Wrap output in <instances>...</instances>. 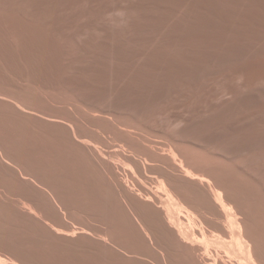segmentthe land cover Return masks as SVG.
Segmentation results:
<instances>
[{
  "label": "rangeland",
  "instance_id": "1",
  "mask_svg": "<svg viewBox=\"0 0 264 264\" xmlns=\"http://www.w3.org/2000/svg\"><path fill=\"white\" fill-rule=\"evenodd\" d=\"M6 1H8V2H6ZM166 1L167 0H145V1L144 0H95V1L94 0H81V1L80 0H3V1L0 0V6H1V4L3 6L8 7V8L10 6V9L11 10L14 9V12L16 10V12L20 15L21 19H23V20L25 19L27 21L28 18H29L28 19L29 21L31 20V18H32V20L36 18L35 21L41 20L40 22L44 25L47 32L53 37V39H54V37L57 39V41H55V42L59 43L60 46L57 44L58 47H61L62 48L61 50L64 51V52L60 51V53L62 52L61 55L65 56V58H64L65 61L61 60L63 62V64L61 62V64L63 65V69L65 71H66V69H67V71H69V68L67 67V65L69 64V66L71 65V67H72V68L70 67V71L73 70L72 72H65L64 70H62L61 74H65V75L60 74L61 75L60 78L55 80L56 84L52 83L53 85L52 84L48 85L47 86L48 88L42 87L43 85H41V84L39 85L37 82H36V84H35V82H32L28 76L30 74H32V75L36 74V75L40 76V75H43V73L47 72L44 68L45 64L43 62V59H41L42 56L41 55L39 56V54H38V56L36 54H33V55H31L32 57H34L36 55V57H34L35 62L32 61L33 59H31L32 62L31 61H28V62L32 66L34 63H36V64H34L35 69L32 68V66L30 67V65L27 66L29 63L28 64L26 63V65L24 66L25 61L22 62L23 64L21 65V67L22 66L25 67V69H24L25 72L23 70V67L21 68V70L24 73L23 74L24 77L22 76V79L20 78V76L14 77L13 74H8V75H5L4 77L0 76V96H1L0 102L5 103L6 101H10L9 99L12 100V98H13L20 103L24 102L23 105L27 106V108H29V109L31 108V110H33L34 112H37L41 116H43V117L47 116V118L49 117L48 119L51 118L50 120H54V121H49V123H48V121H44V123H42V125H41V123H38V124L33 123V122L31 123V121H28V120L24 121L25 123L21 124L20 129H22L24 132H27L26 137L27 136H29V137L26 138L27 142L25 140V143L22 144V149H24L26 146L27 147L24 149L25 151L27 148H30L32 146H33V148H32L33 150L36 149L38 151L43 150L45 148L46 151H48V150H49V152L52 151V153H51L52 155L54 154L55 156H57L58 154H60L59 155L60 158H62V157L64 158L62 160L67 161V159H65V158H69L67 161V163H69V164H67V163H66L67 165L64 164L66 166L63 165L61 170H58L57 168H55L57 171L56 173H58V171L59 172L61 171L60 174H62V171H63V174L61 175L60 180L55 179L56 176H52L54 174H51V173L53 171H55V169H52L53 171L52 172L50 171L51 177H50L49 173L48 174L46 173L45 177L47 176L46 177L47 179L44 177V181L42 180L43 183L45 184L44 188L46 187L45 190H43V191L40 190L39 192H36V190H35V192L30 191V193L28 191V193L30 194V197L36 193L35 195L37 198H32L33 197L32 196L30 199L32 201H35V199H37L35 201V202H37V204H35V202L31 203L32 201L31 200L29 201V198L26 199V196L29 197V194H27L26 193L27 190L25 191L22 187L25 185L19 184L21 186H17V185L15 186L14 182H12V183L9 182V184H8L7 181H5L3 178L0 177V260H1V258L6 260V261L2 260V262H4V264H9V262H10V264H15V263L16 264H27V263L28 264H51V263L52 264H73V263L74 264H81V263L82 264L83 263L84 264H97V263L98 264H119V263L120 264H153V263L154 264H156V263L157 264H200L201 262H202L201 264H213V263H215V264H231V263L236 264V260H237V256H238L237 250H234V252L229 251L228 256H227V254L223 255L221 252H218L219 248L213 242V240L215 238H216L215 240H217L218 236L216 233L219 231L217 228L218 219L216 217V214L214 212L212 213L208 209H204L202 204H200V202L195 204L192 201L191 197L189 196L196 191V189L194 188L195 186L196 187L198 186L199 187V188L197 187L198 191L199 192L201 191L200 193L203 194L202 187L198 183H196L195 181L184 177L183 174L179 171L177 166H178V164L179 165L183 164L182 166H184L185 168H187V169L190 168L189 170H191V171L194 170L195 172L193 171V173H195L199 176L201 175V176L206 177L212 185L218 184V183L219 184H225L231 180L234 182V180H236V181L239 180V178L243 175L245 177H247V175H248L249 178L253 177V179H255V181H257V182H259L258 180L260 178V182L262 180L263 183L259 182V184H261L259 186L262 187L264 185V180L262 177L263 175L261 176V173L259 174V172H257L259 169L256 170L257 165H259V168H260L259 171L260 172H262L264 170V168H263L264 167V150H263L264 149V131H263L264 130V118H263L264 117V107H263L264 102L261 101V98L263 99L264 96L260 97L259 94L257 95V93L260 92L262 89V88H260V87H262L261 86L262 83L264 85V50H263L264 44L262 41H258V39L261 38L259 35V32H260V30L262 32L263 30L261 28L264 27V19H262L264 17H261L264 15H262V14L259 15V13L264 10V7H262L263 4H260L259 1H256L254 3L253 0H248V1L245 0L244 2H246V4L248 6L250 5V7H253V6H254V8L256 7L255 12H254V10H253L254 8L252 10L249 9L250 7H248L246 4H244L243 1H241L242 2L241 4H239L240 3L239 2L233 6V4H234L233 1L227 0V1H229V4H231V5L228 4L229 7H232V8L229 9V11L227 9H223L227 13L225 15V12H222L223 10L221 8L217 7L218 6L217 5L218 0H214V2H213V0H207V1L206 0H201V1L196 0V3L194 0H192V1L187 0L186 3H189V5H192L193 9L187 8L188 4H186V6H185L186 8L183 6L185 3H182V2H184L186 0H184V1L183 0H178V1L177 0H168L167 2ZM173 1H175L174 3H176V4H178L179 1H181L180 2L181 5L179 3L178 7H176L174 5ZM188 1H190L191 3ZM197 1H198V3L200 1L201 3L197 4ZM203 1L204 2L206 1V3H203ZM223 1L227 3L226 0H223ZM252 1H253L254 5L252 4ZM111 2L114 4V6L116 4V6L113 8V9H115V8L116 9H115V11L113 10L114 12H111L110 9L112 10V8L110 7V9H107L109 11V13H108V11L105 8H107L108 5L110 6ZM211 2L216 4V5L214 4L215 6L213 5L216 8V13L213 9L214 7L212 6ZM230 2H232V3H230ZM247 2H249V3H247ZM135 3L136 4L138 3V5L140 4L143 7L141 8L139 5V8L134 9V8H136V6H132V4L135 5ZM171 3H173V7H174L176 12L174 11V9H172ZM207 3L210 4L211 8ZM204 4H205V6H207L206 8L204 7ZM255 4H257V5H255ZM17 5H18V9L15 8V7H17ZM85 5H87V6H85ZM129 5H131V7H129ZM196 5L197 6L199 5L197 7L198 9L201 6L200 9L203 8V10L208 11V13L203 12L201 14L200 12H202V10L199 9L200 11H198V9L195 8ZM243 5L246 6V8H243L242 7ZM26 6H27V9H26ZM180 6L181 7L183 6L185 9L182 7V9H184V10H182ZM239 6H241L243 9H245V11L242 8H240ZM258 6L261 7L263 10H261ZM23 7H24V9H23ZM63 7H65V8H63ZM77 7H79V8H77ZM167 7L169 8L168 9L169 11L167 10ZM237 7L243 11L237 10L238 9ZM61 8H63V9H61ZM217 8L220 11L217 10ZM128 9L129 10L132 9L133 11L132 10L129 11ZM176 9L177 10L179 9L178 10L179 13ZM210 9H212V10H210ZM196 10L198 11L197 13L200 15H196L197 14ZM234 10H236V12H233ZM247 10H248L249 14H248ZM258 10H261V11L259 12ZM171 11L172 12L174 11L173 14ZM190 11H193V13ZM67 12H69V13H67ZM164 12H166V13H164ZM181 12L182 13L184 12V13L182 14ZM210 12H211V14H210ZM217 12L219 15L217 14ZM221 12H222V17H218V16H221L220 15ZM239 12H241V13H239ZM243 12L244 13L246 12L248 15L244 14ZM47 13H48V16H47ZM113 13H115V15ZM205 13L207 15H204ZM231 13L236 14V15L233 16ZM251 13L253 15L255 14L254 15L255 17H253V15ZM256 13H258V15ZM106 14L108 15V18H107ZM166 14H167V16H168V14H170L169 15L170 17H168V20L170 21V22L169 21L168 22L170 24L169 23L166 24L167 21L165 23L164 19L166 17ZM111 15L115 16L116 18H117V15L120 16L121 17L120 19H122L121 20L122 22L118 19H117L118 21H116V18L112 17ZM124 15H126L125 18H127L129 20V22L134 21L133 23L135 25L131 23L132 25L130 24L129 25L130 27H129L128 26V24H129L128 20L125 19V20H127V22H128L127 23L124 21V18H122ZM128 15H130V17L134 18L135 20L132 19V21H131V19L128 18L129 17ZM162 15H163V17H162ZM208 15H213V16L209 17ZM230 15H232V17ZM50 16H51V18H48ZM109 16H110V18H109ZM134 16H136V17H134ZM226 16H228V17H226ZM237 16H238V21L242 19L240 21L241 23L237 21ZM25 17H27V18H25ZM63 17H64V19H63ZM154 17H155V19H153ZM181 17H185L187 19V21L189 18V21L192 20L191 22H193L194 24H195V19H196V22H198V23H196V25H199V23H200V25L202 23H204L201 26L204 25L205 27L208 26L210 28V30L208 32H206V34L204 33L205 35L204 34L202 35L201 33H197L196 34L197 36L193 35L192 39L197 38L196 40H194L195 42L196 41L197 42L195 44H191L190 47H187V48L185 47L187 50L190 51V52L188 51L189 53H192V55L194 53L193 56H195V54L196 55L199 54L202 58L198 55L197 59H196L195 58L196 56L192 57L191 54H189V53H188L189 55L186 56L187 51L185 48L182 50L183 53L186 52V54L184 53V55L181 54V52L179 53L176 51H175L176 54L178 53L177 55L175 53H172L173 48L171 49V51L168 52L167 49L168 48L170 49V47H171V44L169 45L170 39L169 40L166 39L167 42L165 39L161 40V41L158 40V38L163 39L161 37H164V38L168 37V36L171 37V33L173 31L170 33L169 32L170 28H171V30L172 29L174 30V28H173L174 24L176 25L178 23V21H180V19L185 20L184 18H181ZM204 17H206V19ZM217 17H218V19H220V22L216 21ZM233 17H234V19H236V21H234V22H236L235 24H237V26L239 24H241V26L245 25V27H248L250 24H251V26L253 25L252 26V27H254L253 33L251 32L252 27H250V26H249L250 30L244 29L245 31H248L247 32L248 34L246 33L247 35H250L249 33H252V36L250 35L249 37H247L245 33L243 34L244 30H241V32H242L241 33L239 31V26L235 32V34H237V35H235L234 32H229V33H232L230 35L229 33H227V31L224 30L223 27H220V26H225L224 23H226L228 21V18L234 20ZM256 17H258L260 19H258V18L256 19ZM208 18H210V19H208ZM245 18H246V20H245ZM200 19H201V21H200ZM250 19H254V20L251 22ZM172 20H173V22H172ZM175 20H176V22H175ZM205 20L207 22H205ZM212 20L214 21V24L217 27L214 26ZM136 21L139 24L135 23ZM245 21L249 22L250 24L247 23L248 25L246 26V24H244ZM65 22H67V23H65ZM209 22L210 23L212 22V23L210 24ZM172 23H173V25H172ZM218 23H219V26L217 25ZM256 23H258L259 25ZM77 24H79V25H77ZM140 24L143 27L149 26L148 28L152 32L150 33V31H148V29H147V32L152 34L153 36L156 35L155 37H158V38H156L157 41L156 40L155 41L157 42V46L160 45L159 47L154 46L153 42H155L154 41L155 37H153L152 35L149 34L150 36H152V38L149 39L152 43L148 40L147 37H145V38L143 37V36H145L146 33L144 34V33H142V30L141 31L138 30L139 27H142ZM163 24H164V26H163ZM74 25H75V27H74ZM137 25H138V27H136ZM158 25H159V27H158L159 29L157 28ZM165 25L166 26L168 25V26L166 27ZM169 25H171L172 27L171 26L169 27ZM211 25L214 28L212 31H211V27H212ZM261 25H262V27H261ZM114 26H115V29H114ZM132 26H135V29H133ZM151 26H152V28H153V26H154V28L156 27L157 29L156 28L155 29L157 31L158 30L159 31L157 32L156 30H154V31H156L154 34L153 33L154 31L151 30ZM109 27H111V28H109ZM122 27L124 28V31H121V29H123ZM128 27L129 28L132 27L130 29V31L133 32V33H131V34H133V36L130 34ZM255 27H256V33H254ZM79 28H80V30H79ZM118 28L123 33V35L121 33V35L123 36L122 38H124L128 42H126L124 39H123L124 40L123 41L122 38H119L120 36L118 34H120V32H119ZM160 28H161V30H160ZM162 28L165 30H162ZM222 28H223V31L221 30ZM258 28H259V30H257ZM215 29L216 30L220 29V31H222V32L219 33V31L217 32V31H215ZM126 30L128 31V33L132 37L129 36L127 32H125ZM135 30H138V31H135ZM174 31H177V30H174ZM213 31H214V33H213ZM238 31H239V33H238ZM101 32L103 33V35H99V37H98L97 34H101ZM111 32H112V35H110ZM210 32H211V34L213 33L212 36H210L211 35ZM94 33H97V34H94ZM124 33H126V34H124ZM140 33L143 36H141ZM226 33L229 34V37H226V36H228V35H226ZM198 34H199V36H198ZM254 34L259 35V37L255 36ZM124 35H128V38H131L132 40L131 39L128 40V38L126 39L125 37H127V36L124 37ZM172 35H174V34L172 33ZM200 35H201V37H200ZM261 35H262V39L264 41V38H263L264 37V31H263V33H261ZM239 36H241V37H239ZM116 37H117V39H116ZM233 37H234V39H231L232 40V42H231L230 38H233ZM81 38H83L84 40H82ZM198 38H201L199 42H198V40H199ZM56 39H54V40H56ZM145 39H147L149 41V43H148V41L146 42ZM205 39L207 41L209 40V42H212V43L206 42ZM212 40L213 41L215 40L216 42L220 41L221 43L217 42L216 44H214L215 42H213ZM236 40L238 41V44H237ZM136 41H137V43H136ZM201 41L204 43H202ZM233 41H234V43H233ZM79 42L82 44H80ZM138 42L141 44H139ZM163 42H164V44H163ZM205 42H206V45H205ZM241 42H245L246 44L248 43L249 45H253V46H251V47H249L248 45L244 46L245 43H241ZM251 42H255V43L252 44ZM86 43H87V46L85 45ZM91 43H93V46H95L94 44L97 45L95 47V49L92 50V52H91V49H92ZM166 43H168V46H166L167 45ZM170 43H171V41H170ZM232 43L233 44L236 43L235 44L236 47ZM98 44H100V45L103 44V45H102V47H100V45H98ZM118 44H120V45L118 46ZM218 44H220L219 46H221V50H222V47H224L223 49H227L226 47H228V49L230 48V49L236 50V52H237V50L239 51V48H241V47L244 49L246 48L245 49L246 52H249L247 54L248 55L250 54V55L249 56L245 55L246 57L242 56L243 58L242 57L240 58L236 54L237 55L236 56L237 62L232 60V61L227 62V65H226V62L225 63L217 62V64H215V65L219 64V66H218L220 68V71H219L218 70L219 68L217 66L213 65L215 63V61H213V63H211L212 61L210 62L209 58L206 57L208 55V52L211 49L212 50L215 49L216 46H217V49H215V50L216 51L219 50L220 47L218 46ZM224 44H226V45H224ZM104 45L105 46L109 45V47L111 48L112 54H110V56L107 55L108 57L104 56L105 54L102 50ZM140 45H141V47H140ZM142 45L145 48V50H143L144 48L141 49ZM194 45L196 46L195 47L196 50H194L195 49ZM222 45H224V46H222ZM163 46H164V48H163ZM207 46L210 49L209 51H208V48H205ZM230 46H232V48ZM238 46H240V47H238ZM247 46L250 50L247 48ZM88 47H91L89 49L91 53L89 52L88 49H86ZM99 47H100V50L102 52L98 49ZM155 47H156V49H155ZM200 47L201 48L203 47L206 50L204 51L203 48H202L203 50H201ZM138 48H140V49H138ZM188 48H191V49H188ZM197 48L199 51L197 50ZM79 49H82L83 52L87 51L86 53H84L85 55L82 53L83 56H85V57H83L84 59L81 57L82 54L79 51ZM200 50L202 51L203 54H201ZM212 50L210 51V53L215 51V50L214 51H212ZM154 51H156L157 54ZM136 52H137L138 56L136 55ZM138 52H140V53H138ZM142 52L145 54H143ZM78 53H80V55H78V56L76 55L74 58L73 55L78 54ZM89 53L91 56L90 55L87 56ZM152 53H154V54H152ZM164 53L166 55L169 54L168 56L171 55L175 59H176L175 56H177L178 57L177 59H180V60L176 59V61H175V59L173 60V58L171 56L170 57L167 56L168 59H170V60L172 58V61H170L166 58V56H164L165 55ZM205 53H207L206 56H204ZM151 54L155 55L156 57L152 56ZM159 54H161V55H159ZM172 54L173 55L175 54V55L173 56ZM125 55H126V58H125ZM181 55H183L182 57H184V58H182ZM142 56H143V58H142ZM203 56H204V58L206 57L205 58L206 62H208L207 61V58H208V60L210 62L209 64L213 65L214 69H211L212 66H210L206 62H204L205 59H203ZM70 57H72L73 59ZM88 57L89 58L92 57V60L91 59L86 60V59H88ZM238 57L240 58V60ZM76 58H78L77 62H76V60H77ZM79 58L82 60H86V61L81 62V60H79ZM97 58H98V60H96ZM102 58H104V59L107 58L106 61L108 63H106V61H104V59L102 60ZM134 58H136V59H134ZM146 58H148V61ZM154 58H156L155 59L156 64H154ZM164 58H166L167 61ZM185 58H187L186 60H188V61L190 59V61L188 63L193 62L192 63L193 65L187 64V61L185 62V60H183ZM194 58H195V60H194ZM71 59L74 60L75 64L80 63V62L81 63L85 62V63H83V65L84 64L85 65L83 66L81 63L76 64L77 66L79 65V69H78V67H76V65L73 64L74 62L71 61ZM93 59L95 61H98L99 63H97V62H96L97 64L93 63L92 62V61H94ZM150 59H152L153 61ZM158 59H160V60H158ZM191 59H193L192 62H191ZM201 59H202V61H201ZM234 60H235V58H234ZM100 61H102L103 63L105 62V65ZM139 61H140V63H139ZM160 61H162V62H160ZM174 61H175V63H174ZM195 61H197V62H195ZM71 62L73 65L70 64ZM128 62H129V65H128ZM157 62L159 63V65L157 64ZM163 62H165L166 64H169V65H166ZM181 62H182V64H181ZM183 62H185L187 65L184 64ZM232 62H234L235 65ZM150 63H152L154 65V67ZM171 63H172V66H174V67L170 66ZM179 63H180V65H179ZM220 63H222V66L220 65ZM126 64L128 65L129 69H128V67L124 68L125 67L124 65H126ZM161 64H164V66ZM41 65H44V67ZM74 65H75V67H73ZM80 65H82L81 68H80ZM190 65L192 68L194 67L193 69H191V70H193L192 74H191V70H190V68H191ZM204 65L206 66L207 71H206ZM207 65L210 67L211 71ZM26 66L29 68L27 69ZM134 66H136V67H134ZM146 66H148V67H146ZM159 66H160V68H159ZM180 66L182 67V69L178 68ZM187 66H189V68ZM201 66L204 68V73L206 72L205 74L203 73V71L201 73H199V72L197 73V71L194 70L195 67L201 68V70H202ZM64 67H66V69ZM149 67H151V68H149ZM237 67H239V68H237ZM74 68H76L77 70ZM143 68H145V69H143ZM170 68H171L170 71H172V72H169ZM174 68L177 69L178 72H176L177 70H175ZM104 70H106V72ZM125 70H126V74H125ZM165 70L166 71L168 70L167 71L168 73ZM189 70H190V73H187V72H189ZM63 71H64V73H63ZM100 72H102L104 74L107 73L105 75L102 74V75H104L105 79H103ZM121 72H122V74H121ZM26 73H28V74H26ZM68 73H69V75H68ZM142 73L146 76V79ZM146 73L149 75H147ZM158 73H160L161 75H159ZM86 74H88V76ZM98 74H100V78H97V77H99ZM123 74L125 76L128 75L127 78ZM131 74H133V75H131ZM134 74L136 75V78H134L135 77ZM140 74H141V76H140ZM190 74L193 75V77L190 76ZM196 74H197V76H195ZM198 74H199V77H198ZM200 74H202V76H200ZM230 74H231V76H230ZM95 75H98L96 77L97 79L93 78ZM107 75L109 76V78H108L109 81L106 80ZM152 75H153V78H152ZM169 75H170V77L168 79ZM255 75H256V77H255ZM257 75L262 76L263 82L260 80L262 78H259ZM84 76L86 79L91 76L92 80L94 79V81H92V80L90 81L89 78H88V80H86V79H84ZM129 76H131L130 77L131 79L129 78ZM77 77H78V79H77ZM158 77H160V78H158ZM242 77H243V79H242ZM257 77H258V79H254ZM151 78L153 80L155 79L154 80L155 82H160V83H157V85H155V87H158L157 89L154 87V85H153V87H151L152 85H148V86L146 85L147 87H145V85H143L141 83L142 79H145L146 81H153ZM95 79L96 80L101 79L99 81L103 80L102 81L103 83L105 81H108L106 83H108L109 86L105 83L103 85V84H101L102 82H99V81L96 82ZM136 79L139 81L137 82ZM160 79H161V81L163 79L165 81L163 80V82H161ZM178 79L180 82L178 81ZM85 80H86V82H85ZM130 80H132V81H130ZM250 80H252L253 82ZM254 80H257V82H259L260 84L255 82ZM133 81L138 83V84H134ZM167 81L173 83L172 89H171V91H168L169 93L168 92H166L164 94L162 93L164 95V96H162V94L159 92L161 89H159V88L163 84H167L168 83ZM173 81H177V82L174 83ZM92 82H95L96 85H95V83L92 84ZM194 82H195V84H194ZM161 83H163V84H161ZM87 84H89V85H87ZM90 84H92V85H90ZM97 84L98 85L100 84L99 86H101V87L97 86ZM139 84L144 86V88H142V86L140 87ZM136 85H138V86H136ZM158 85L159 86L161 85V86L159 87ZM174 85H176V86H174ZM258 85H260L259 88H258ZM103 86H104V88L106 86V88H109V89H104ZM254 87H255V89L260 90V91H258V92L255 91ZM145 88L146 89L150 88L151 90L153 88V90H155V91L157 90V91L156 92L155 91H153V92L149 91L150 96H148L149 93H148V95L146 94V92L148 90H146ZM158 89H159V91H158ZM246 89H247V91H246ZM252 89H254V91L257 92V93L254 92L256 95H253L254 93H253ZM144 90H146V91L144 92ZM24 91L26 93H24ZM249 91H250V94H248ZM58 92H59V94H58ZM157 92H159L160 94L159 95L156 94ZM230 92H232V93H230ZM251 93H253V94H251ZM262 93H264V92H262ZM151 94H154V96L153 95L151 96ZM115 95H116V97H115ZM131 95L133 98L131 97ZM165 95H168V96H165ZM256 96H257V98L254 99V97H256ZM54 97H55V99H54ZM234 98H235V100H234ZM1 99H3V100H1ZM230 99H232V100H230ZM45 100H47V101H45ZM138 105H140L141 107ZM118 106L121 108H119ZM135 109H137V110H135ZM132 111H134V113ZM3 112H5V109L1 108L0 113H3ZM128 112H129V114H128ZM238 114H239V116H238ZM249 117H251L253 119H251ZM109 118H110V120H109ZM246 118L248 121L246 120ZM198 120H199V122H198ZM45 122H47V123H45ZM175 123H177L178 125L177 124L175 125ZM183 123H185V124H183ZM49 124H52V125H49ZM179 124H181L182 126ZM173 125L176 126V128H174ZM60 127H62L61 128L62 130L60 129ZM67 127H71V129H74L76 134L82 140V144H80V146L78 147L79 149L80 148L81 149H87V147H88V149L89 150L91 149V151L93 153L96 152V153L100 154L99 156L96 155V157L99 158L97 162H92V163H88V164H86V163L81 164L80 163L81 161L80 162L78 161V159H79L78 156H79V152H80V150L78 148L77 149L79 152L77 150L75 151L74 149H72V150L67 149L66 150V148H62L63 146L61 147L60 144L63 142H61L62 140L59 141L58 138L59 139L62 138L61 133L63 131V128L69 129ZM176 129H177V132H176ZM206 133H208V134H206ZM33 135H35V136H33ZM58 135L59 136L61 135L60 136L61 138ZM208 135H209V137H208ZM233 139H236V140H233ZM1 143L2 142L0 140V148L4 146L3 143H2V145H1ZM27 143H29V144L26 145ZM30 143H32V144H30ZM100 143H101V145H100ZM23 145H25V146H23ZM33 150L30 151V149H27L26 152L31 154V152ZM77 154H78V156H77ZM176 154H177V156H176ZM251 154H252V156H251ZM166 155L167 156L169 155V156L167 157ZM256 155H257V157H256ZM260 158H261V160H260ZM69 160L71 162H69ZM137 160H139V161H137ZM140 161L144 162V168L142 171L139 172L136 169V162L140 163ZM241 165H244V166H241ZM260 165H262V166L260 167ZM245 166H247V168ZM224 168H226V169H224ZM261 168H263V169H261ZM163 171L166 172L171 178H173V180H175L176 183L174 184V186L179 185V187H180V185H181L180 188H178V186H177L178 190L182 188L181 191L179 190V192H180V195H179L180 196L179 197L180 203L186 209H188L190 212L194 213L197 216L195 221H196V224L198 227L195 228L193 233H195L196 235H198V237H200L199 240H202V238H203L204 241H206L207 239H205V238L209 237L208 238L209 241H207L209 244L208 249H207L206 243L204 241H202L204 243L201 244V246L199 245V246L193 247V249L197 250L194 257H197V258L200 257L201 256L200 252L202 253L203 249L207 250L208 253L206 252V255H208V254L211 255V256L208 255L207 257H209V258L206 257V259H203V261L202 260L199 261L197 258H193L196 260H193V259L191 260V258H190L187 261H181L180 260V262H178L179 259H182L181 256L188 254L192 247H190L189 245H186L185 243H182L179 240L178 236H175L176 241L178 243L172 242V240H167V238L165 236L161 237V236H163V234H161L162 232L159 230V227H157V224H155L154 221L150 220L147 217L148 216L147 206L151 205V204H153L151 206H154L156 201L154 203H151V202L148 203L144 200V198L146 197V194H150V195H152L153 198H155L152 193H154V191L157 189L158 183L161 180H163V174H162ZM228 172H230V173H228ZM240 174H241V176L239 177ZM256 174L259 175L258 178H257L258 175L256 176ZM262 174H264V172H262ZM254 177H256V178H254ZM76 178H78V179H76ZM256 179H258V180H256ZM158 180H159V182H157ZM3 182H4V184H3ZM52 182H53V184H52ZM123 182H125V184L128 187V188H125V190H122L120 188V183L122 184ZM213 182H215V183H213ZM101 183H103V184H101ZM106 183H108V184H106ZM81 184L83 186H86L87 188L91 187L90 189L88 188L89 190L93 189V192L90 194L92 198L93 197L97 198V195L95 194L94 189L96 187H98V188L100 187L99 192L101 194V197L105 196L104 199H105L106 204L108 203L107 206L106 207L104 206V208H103V206H99V205L97 206V205H95L96 204L95 201H94V203L92 202L94 205L91 203V205H92L91 206L88 202H86V197H84V195L79 192V189L82 187ZM89 184H91V185L88 186ZM185 185H187V187ZM59 187H61V188H59ZM105 187H107V190ZM263 187H262V191L264 193ZM64 188H70L72 190L75 189L73 191L74 195H72V198L70 196H69L70 198L66 197V195L61 192L62 189H64ZM46 189H48L49 192L53 193L56 202L66 212V218L68 220H70L71 222H73L78 228L83 227V225H84L83 228H89V229L93 228V230L98 229L97 231L101 230L100 232H102V231H104L105 225H104L101 218L97 219L98 221L96 220V218L99 217L98 215L101 214L102 212L103 213H111L112 215L115 214L114 217L116 218V220H113V223L114 224L116 223L115 224V231H114V235H116V236L113 235V237H115V238H112V239H114L115 241L112 240V247H111V251H113V252L115 251V252H114V255L112 256V258L108 259L109 260L108 263H107V261L106 262L105 261L104 262L97 261V258H96L97 256H96V252H95V250H96L95 244L96 243L98 244L100 241H98L99 239L97 238V235L94 232L91 234L77 233L76 235H74L73 238H71L69 236H67L68 237L67 238L66 235H61V236H64L63 239L66 238L69 241H71V245H73L72 247H71V245L70 246L68 245V244H70L69 241H66V239L65 240L61 239V237L59 236L60 234H56V232L53 230V228L57 227V228H60L62 230H71V226H70L69 222L66 221L67 219L65 220V219L61 218L60 214H58L59 212L56 211L57 208H55L56 207L55 204H53V202H50L51 200L49 201L48 198L46 199V197H49L46 194L47 193ZM81 189H83V188H81ZM12 190H13V193H12ZM203 190H204V188H203ZM23 191H25V192H23ZM198 191H196V193H195L196 196L198 197V195H199V198L201 200H205L206 198L203 197L204 195L200 194ZM207 191L208 190H206V187H205V190H204L205 194L207 193ZM190 192H191V194H190ZM31 193H32V195H31ZM58 193H60V194H58ZM80 194H82V195H80ZM85 195H87V194H85ZM103 197H102V201H103ZM187 197H190V198H187ZM202 198H204V199H202ZM263 198L264 197L262 196V201L264 202ZM69 199L71 201H69ZM122 200H124V201L126 200V205L128 204L127 205L128 207L125 206V209L126 208L130 209L136 216L134 214H132V212L130 214H132L134 216H132L130 214H128V215L124 214V216L121 215L120 211L124 207L123 206L124 203L122 204V202H124V201H122ZM155 200H156V198H155ZM21 202L22 203L30 202L31 203V204H29L30 206L35 204L33 209L35 211H38V213H40V215H39L40 218H38L39 220H37V218L34 217L36 219L35 222L38 223V226H37V224H35V222H33L34 221L33 216L32 215L30 216V214L27 212V210L25 211V209H23L21 207V205H22ZM86 204H87V206H86ZM159 205L160 204H158V206ZM96 206L99 207V209H97ZM89 207H90V209H89ZM154 207L157 208L156 205ZM240 207H239V215L237 217L239 218L240 228H241V230H243L244 229L243 226H245L248 222L251 223V219H253V218L251 217V215H250V217H248L245 214L249 210L248 207H246V208H248V210L246 212H245L246 209L244 210L241 207L243 209L242 210V209H240ZM202 208H203V210H202ZM84 209H85V212H84ZM102 209H103V211H102ZM125 209H123V210L125 211ZM234 209H232L231 212L236 213V211ZM86 210L87 211L89 210V211L86 212ZM98 210L100 213H97ZM105 210H106V212H105ZM130 210H128V212H130ZM94 212H95V215H94ZM125 212L128 213L127 211H125ZM260 214L262 215V217ZM263 214H264L263 212L262 213L257 212V214L255 212L254 215L252 214L253 217L256 216L254 218H256L255 220H256V222L259 223L258 224L259 226H257L253 230H251L252 231L251 235L254 233V235H252V236H254V238L256 237L255 239L258 240L257 241L258 243L261 242V243H259L260 247L258 246V248L260 249V251H259L260 254L262 253L264 255V242H263L264 241V237H263V235H264V228H263L264 224H261V223H264ZM28 215L32 219L27 218V217H29ZM87 215H89L90 217H91V215H94L93 216L94 218H92L93 221L89 218H86V217H88ZM183 215H185V213H183ZM24 216L26 217V219ZM41 216H43L44 219L41 218ZM126 216H128V217H126ZM19 217L23 220L25 219V221L27 220L26 221L27 223L25 221L21 220ZM22 217H24V218H22ZM183 217L180 216L179 218L182 220H185L184 218H186V217H184V218ZM247 217H248V219H246ZM132 218H134V219H132ZM136 218H137V220H139L138 222L135 221ZM249 218H250V220H249ZM42 219H43V221H42ZM44 220H45V222H44ZM99 220H100V222H99ZM243 220H245V221H243ZM82 221L86 222L87 226L84 224V222L82 223ZM114 221H117V222H114ZM14 222H15V224H14ZM24 222L28 225H26ZM88 222H90V223H88ZM127 222L129 223V225ZM139 222H140V224H139ZM31 223L34 224V226L32 225L33 229H32V227H30V228L28 227L29 225H31ZM46 223H48V225H50V226H48ZM138 224L140 226H138ZM118 226H121V227L125 226V229H127V231L129 230L132 233V236L134 238L130 239L127 236L119 234L117 232ZM127 227H130L131 230ZM142 227H144L145 230H147V231L143 232L142 230L144 228L141 229ZM8 228H10V229H8ZM171 230L174 231L173 229H171ZM37 231H39V232H37ZM200 231L203 232V235L205 233V236L202 237L201 236L202 233ZM12 232H13V234H12ZM145 233H147L148 235L146 236ZM255 233L256 234L258 233V234L256 235ZM12 235H13V237H12ZM120 235L122 238H120ZM212 235H214L215 238ZM56 236L59 238V240H57ZM82 236H83V238L86 237L85 241H84V242H86L85 243L86 246H84V245L82 246V243H81V241L83 240ZM123 236H124V238H123ZM77 237L79 239L81 237L79 242L76 241L81 245H79L78 243H76L74 241L77 239ZM210 237L212 238V243H210ZM258 237H260L261 240ZM79 239H77V240H79ZM53 240H54V242H53ZM72 240H73V242H72ZM130 240H132V241H130ZM55 241H57V242H55ZM63 242H68V243L65 246V243H63ZM72 243H75V245ZM91 243L93 244V246ZM126 243H128L129 245ZM174 243L175 244L177 243V244L175 245ZM130 244H134V245L131 246ZM118 245L120 246L119 248L123 249L124 251H127V252H125L126 254H121L119 252L118 253L116 252L115 248H116V246L118 247ZM79 246H81V247H79ZM181 246L182 247L187 246L190 249H188L187 247H185V249L180 248ZM132 247H134V248H132ZM244 247H245V250L248 249L247 244H245ZM249 248L252 250V248H253L252 243L249 244ZM215 253H216V255H215ZM37 254H39V255H37ZM161 254L164 258H162ZM240 256L241 255L239 252V257ZM56 257H57V259H55ZM59 257H61V258H59ZM243 257H245V260L249 264H251L247 254H244ZM48 258H50V259L48 260ZM51 258H52V260H51ZM11 260H13V261H11ZM214 260L215 261L217 260V261L213 262ZM14 261H15V263H14ZM2 262H0V264ZM184 262H186V263H184ZM237 262H238V260H237Z\"/></svg>",
  "mask_w": 264,
  "mask_h": 264
},
{
  "label": "bare ground",
  "instance_id": "2",
  "mask_svg": "<svg viewBox=\"0 0 264 264\" xmlns=\"http://www.w3.org/2000/svg\"><path fill=\"white\" fill-rule=\"evenodd\" d=\"M3 1V0H2ZM81 1V0H80ZM95 1V0H94ZM145 1V0H144ZM168 1V0H167ZM166 1V2H167ZM178 1V0H177ZM176 1V2H177ZM184 1V0H183ZM192 1V0H191ZM195 1V3H196V0H194ZM201 1V0H200ZM199 1V3H201ZM207 1V0H206ZM206 1L204 2L203 1V3H206ZM227 1V0H226ZM231 1H233V6L235 5V4H237V3H239V4H241L242 2L241 1H245V0H231ZM248 1V0H247ZM254 1V3L256 2V1H259L260 2V4H263V6L262 7H264V0H253ZM253 1H252V4H253ZM6 2H8V1H6ZM12 2V1H11ZM73 2V1H72ZM101 2V1H100ZM105 2V1H104ZM135 2V1H134ZM142 2V1H141ZM150 2V1H149ZM175 1H173V3H174ZM181 1H179V3H180ZM187 2V0L186 1H184V2H182V3H185L183 6L185 7L186 6V4H188L187 6V8H192L193 9V7H192V5H189V3H186ZM188 2H190V1H188ZM210 2V1H209ZM213 2H214V0H213ZM217 2V1H216ZM18 3V2H17ZM37 3V2H36ZM45 3V2H44ZM59 3V2H58ZM67 3V2H66ZM116 3V2H115ZM146 3V2H145ZM173 3H171L172 5V9H174V7H173ZM179 3L178 4H176V3H174V5L176 6V7H178V5H179ZM191 3V2H190ZM198 3V1H197V4H199ZM218 4V6L217 7H219V8H221L222 10L223 9H227L228 11H229V9H231L232 7H229V5H231V4H229V1H227V3L226 2H224L223 0H218V2H217ZM226 3V4H225ZM230 3H232V2H230ZM247 3H249V2H247ZM251 3V2H250ZM258 3V2H257ZM5 4V3H4ZM9 4V3H8ZM12 4V3H11ZM55 4V3H54ZM68 4V3H67ZM82 4V3H81ZM112 4V5H111ZM111 4H110V6L108 5V7L107 8H105L106 10L107 9H110V7L112 8V10L110 9V11L111 12H114L115 11V9H113L115 6H116V4H115V6H114V4L111 2ZM123 4V3H122ZM208 4V3H207ZM206 4V5H207ZM211 4H212V6L215 4V3H212L211 2ZM229 4V5H228ZM244 4H246V2H244ZM58 5V4H57ZM62 5V4H61ZM66 5V4H65ZM89 5V4H88ZM125 5V4H124ZM140 5V4H139ZM139 5H138V3L136 4L135 3V5H133L132 4V6H136V8H134V9H137V8H139ZM180 5H181V3H180ZM195 5V4H194ZM202 5V4H201ZM209 6H210V4H208ZM216 5V4H215ZM214 5V6H215ZM247 5V4H246ZM254 5V4H253ZM255 5H257V4H255ZM21 6V5H20ZM24 6V5H23ZM85 6H87V5H85ZM120 6V5H119ZM182 6V7H183ZM191 6V7H190ZM199 6V5H198ZM197 5H196V7L195 8H197L198 7ZM213 6V7H214ZM248 6V5H247ZM260 6V5H259ZM258 6V7H259ZM82 7V6H81ZM93 7V6H92ZM125 7V6H124ZM129 7H131V5H129ZM140 7L142 8L143 6L142 5H140ZM156 7V6H155ZM181 7V6H180ZM179 7V8H180ZM182 7H181V9H182ZM183 7V8H184ZM203 7V6H202ZM204 7L206 8L207 6H205V4H204ZM212 7V8H213ZM240 8H246V6H239ZM248 7H250V5L248 6ZM247 7V8H248ZM12 8V7H11ZM16 9H18V5H17V7H15ZM21 8V7H20ZM63 8H65V7H63ZM63 8H61V9H63ZM77 8H79V7H77ZM96 8V7H95ZM126 8V7H125ZM186 8V7H185ZM184 8V9H185ZM200 8H201V6H200ZM199 8V9H200ZM210 8H211V6H210ZM238 8V7H237ZM240 8H238L237 10H239V11H245V9H243V10H241ZM254 8V6L253 7H250L249 9H253ZM256 8V7H255ZM255 8L253 9L254 10V12H255ZM261 10H263L261 7H259ZM23 9H24V7H23ZM26 9H27V6H26ZM68 9V8H67ZM71 9V8H70ZM92 9V8H91ZM152 9V8H151ZM160 9V8H159ZM169 8L167 7V10H168ZM171 9V10H172ZM180 9V10H181ZM184 9H182V10H184ZM191 9V10H192ZM198 9V8H197ZM198 9V11H200V10H202V12H200L201 14L203 13V12H207L208 13V11H204L203 10V8L202 9H200L199 10ZM208 9V8H207ZM214 9V11H215V13H216V8L214 7L213 8ZM21 10V9H20ZM84 10V9H83ZM114 10V11H113ZM127 10V9H126ZM129 10V9H128ZM130 10H132V9H130ZM129 10V11H130ZM177 10V9H176ZM179 10V9H178ZM177 10V11H178ZM190 10V9H189ZM210 10H212V9H210ZM209 10V11H210ZM217 10H219L218 8H217ZM221 10V11H222ZM261 10H258L259 12L261 11ZM76 11V10H75ZM108 11V10H107ZM120 11V10H119ZM133 11V10H132ZM155 11V10H154ZM166 11V10H165ZM169 11V10H168ZM174 11H175V9H174ZM173 11V12H174ZM195 11V10H194ZM197 10H196V13L198 12ZM220 11V10H219ZM227 11V12H228ZM250 11V10H249ZM264 11V10H263ZM262 11V12H263ZM23 12V11H22ZM55 12V11H54ZM81 12V11H80ZM122 12V11H121ZM120 12V13H121ZM128 12V11H127ZM138 12V11H137ZM145 12V11H144ZM172 12V11H171ZM173 12H172V14H173ZM176 12V11H175ZM190 12H192L193 13V11H190ZM213 12V11H212ZM222 12H225V10H223ZM222 12H221V16H218V17H222ZM232 12V11H231ZM233 12H236V10H234ZM238 12V11H237ZM247 12H248V10H247ZM258 12V13H259ZM262 12H260L259 13V15L260 14H262V15H264V12L262 13ZM17 12H16V10H15V12H14V9L13 10H11L10 9V6H9V8L8 7H6V6H3L2 4H1V6H0V76H5V75H8V74H13L14 75V77L15 76H20V78L22 79V76H23V71L21 70V68L23 67H21V65L23 64L22 62H24L25 64H24V66L26 65V63L28 64L29 62L28 61H31V59H33L32 61H34V57H36V55L38 56V54H39V56L41 55L42 56V58L41 59H43V62H44V64H45V67H44V65H41V66H43L44 68H45V70L47 71L46 73H43V75H40V76H38V75H32V74H30V75H28L29 76V78L31 79V81L32 82H35V84H36V82L40 85H43L42 87H47L48 85H51L52 83L54 84L55 83V80H57L58 78H60V76L61 75H65V74H61V71L62 70H64L63 69V62L61 61V60H63V61H65V56L64 55H61L62 54V52L60 53V51H63V50H61L62 48L61 47H58V45H59V43H57V42H55V41H57V39L54 37V39H56V40H54L53 39V37L47 32V30L45 29V27H44V25L40 22V21H35V19H33L32 20V18H31V20L29 21L28 19H27V21L24 19H21V17H20V15L18 16L17 14H16ZM30 13V12H29ZM46 13V12H45ZM62 13V12H61ZM67 13H69V12H67ZM76 13V12H75ZM107 13V12H106ZM108 13H109V11H108ZM107 13V14H108ZM117 13V12H116ZM125 13V12H124ZM123 13V14H124ZM129 13V12H128ZM164 13H166V12H164ZM178 13H179V11H178ZM182 13V12H181ZM184 13V12H183ZM182 13V14H183ZM230 13V12H229ZM239 13H241V12H239ZM238 13V14H239ZM244 13V12H243ZM253 13V12H252ZM251 13V14H252ZM258 13H256L257 15H258ZM33 14V13H32ZM106 14V15H107ZM114 15H115V13H113ZM112 14V15H113ZM122 14V13H121ZM126 14V13H125ZM130 14V13H129ZM134 14V13H133ZM158 14V13H157ZM171 14V13H170ZM170 14H168V16H167V14H166V17H165V23H166V21H167V23L166 24H168L170 21L168 20V17H170L169 15ZM195 14V13H194ZM210 14H211V12H210ZM217 14H218V12H217ZM224 14V13H223ZM227 13L225 12V15H226ZM232 14V13H231ZM244 14H247L246 12L244 13ZM248 14H249V12H248ZM247 14V15H248ZM44 15V14H43ZM65 15V14H64ZM111 15V16H112ZM196 15H200V14H196ZM204 15H207L206 13L204 14ZM215 15V14H214ZM219 15V14H218ZM233 16L234 15H236V14H232ZM232 15H230L231 17H232ZM253 15V14H252ZM255 15V14H254ZM253 15V17H255ZM39 16V15H38ZM47 16H48V13H47ZM68 16V15H67ZM83 16V15H82ZM129 17V19H131V21H132V19L133 20H135L134 18H131L130 17V15H128ZM156 16V15H155ZM194 16V15H193ZM209 17L211 16H213V15H208ZM229 16V17H230ZM46 17V16H45ZM71 17V16H70ZM112 17H115V16H112ZM119 17V18H118ZM126 17V15H124L122 18H124V21L125 22H127V18H125ZM134 17H136V16H134ZM148 17V16H147ZM146 17V18H147ZM162 17H163V15H162ZM173 17V16H172ZM178 17V16H177ZM201 17V16H200ZM218 17H217V20L216 21H219L220 22V19H218ZM226 17H228V16H226ZM230 17V18H231ZM236 17V16H235ZM243 17V16H242ZM245 17V16H244ZM248 17V16H247ZM251 17V16H250ZM261 17H264V16H261ZM25 18H27V17H25ZM42 18V17H41ZM48 18H51V16L50 17H48ZM61 18V17H60ZM103 18V17H102ZM101 18V19H102ZM107 18H108V15H107ZM109 18H110V16H109ZM116 18V17H115ZM121 17L120 16H118L117 15V18H116V21H118V20H122V19H120ZM140 18V17H139ZM181 18H184L185 20H181L180 18V21H178V23L174 26L173 25V23H172V25H173V28H174V30H177V31H174L173 29L171 30V28H170V33L172 32L174 35H172V33H171V37L170 36H168V37H161V38H163V39H159L158 37H155V36H153L152 34H150L152 31H150V29L147 27V26H142L141 24V26L142 27H139V29L138 30H142V33H146L145 34V36H143L141 33V36H143L144 38L145 37H147L148 38V40L150 39V38H152V36L153 37H155V39H154V41L156 40L157 41V39L156 38H158V40H169L170 39V41H171V43H170V41H169V45L171 44V47H170V49L168 50L167 49V51L169 52V51H171V49L173 48V52L172 53H175L176 54V52H181V54H183L184 55V53L186 54V52H182V50L186 47H190L191 46V44H195L196 42L194 41V40H196V39H192V36L193 35H196L197 33H201L202 35L205 33L206 34V32H208L209 30H210V28L208 27V26H201L202 24H204V23H202L201 25H200V23H199V25H196V23H198V22H196V19H195V24L193 23V22H191V21H189V18H188V21H187V19L185 18V17H181ZM205 19H206V17H204ZM249 18V17H248ZM252 18V17H251ZM258 17H256V19H257ZM55 19V18H54ZM63 19H64V17H63ZM67 19V18H66ZM82 19V18H81ZM93 19V18H92ZM113 19V18H112ZM118 19V20H117ZM125 19H127V20H125ZM153 19H155V17L153 18ZM198 19V18H197ZM208 19H210V18H208ZM213 19V18H212ZM233 19H234V17H233ZM258 19H260V18H258ZM262 19H264V18H262ZM51 20V19H50ZM104 20V19H103ZM106 20V19H105ZM115 20V19H114ZM139 20V19H138ZM157 20V19H156ZM159 20V19H158ZM163 20V21H164ZM171 20V19H170ZM177 20V19H176ZM176 20H175V22H176ZM215 20V19H214ZM222 20V19H221ZM242 20V19H241ZM241 20H239L238 21V16H237V21L238 22H240ZM245 20H246V18H245ZM251 20V22L254 20V19H250ZM43 21V20H42ZM53 21V20H52ZM97 21V20H96ZM160 21V20H159ZM162 21V22H163ZM169 21V22H168ZM199 21V20H198ZM200 21H201V19H200ZM199 21V22H200ZM213 21V20H212ZM234 21H236V19H234V20H232V19H229L228 18V21L226 22V23H224V25L225 26H220V27H223L224 28V30L225 31H227V33H229V32H234V34H235V32H236V30H237V28H238V26H239V31L241 32V30H244V29H246V30H248L250 27H252L251 26V24L249 23V22H247V21H245L244 22V24H246V26L248 25L247 23H249L250 25V27L248 26V27H245V25H243V26H241V24H239L238 26H237V24H235L236 22H234ZM261 21V20H260ZM77 22V21H76ZM100 22V21H99ZM98 22V23H99ZM112 22V21H111ZM122 22V21H121ZM120 22V23H121ZM128 22H129V20H128ZM127 22V23H128ZM134 22V21H133ZM133 22H129V24H128V26L132 23V24H134ZM157 22V21H156ZM172 22H173V20H172ZM205 22H207L206 20H205ZM53 23V22H52ZM65 23H67V22H65ZM70 23V22H69ZM81 23V22H80ZM110 23V22H109ZM113 23V22H112ZM119 23V22H118ZM135 23H138L137 21L135 22ZM164 23V24H165ZM210 23V22H209ZM212 23V22H211ZM210 23V24H211ZM217 23V22H216ZM241 23V22H240ZM260 23V22H259ZM103 24V23H102ZM122 24V23H121ZM131 24V25H132ZM139 24V23H138ZM156 24V23H155ZM160 24V23H159ZM164 24H163V26H164ZM170 24V23H169ZM208 24V23H207ZM213 24H214V21H213ZM221 24V23H220ZM243 24V23H242ZM256 24H258V23H256ZM66 25V24H65ZM77 25H79V24H77ZM93 25V24H92ZM95 25V24H94ZM101 25V24H100ZM135 25V24H134ZM218 26H219V23L217 24ZM223 25V24H222ZM259 25V24H258ZM64 26V25H63ZM127 26V25H126ZM166 26V25H165ZM168 26V25H167ZM166 26V27H167ZM171 25H169V27H170ZM210 26V25H209ZM212 26V25H211ZM214 26H216L215 24H214ZM256 26V25H255ZM47 27V26H46ZM73 27V26H72ZM74 27H75V25H74ZM81 27V26H80ZM117 27V26H116ZM124 27V26H123ZM122 27V28H123ZM130 27V26H129ZM128 27V28H129ZM133 27V29H135V26H132ZM131 27V28H132ZM136 27H138V25L136 26ZM147 27V28H146ZM159 27V25L157 26V28ZM168 27V28H169ZM172 27V26H171ZM217 27V26H216ZM261 27H262V25H261ZM48 28V27H47ZM66 28V27H65ZM68 28V27H67ZM77 28V27H76ZM86 28V27H85ZM109 28H111V27H109ZM125 28V27H124ZM124 28L123 29H121V31H124ZM131 28H129V31H130V29ZM141 28V29H140ZM153 28H154V26H153ZM152 28V26H151V30H156L155 28L153 29ZM223 28L221 29L222 31H223ZM254 27H252L251 29H252V33H253V29ZM264 28V27H263ZM263 28H261L263 31H264V29ZM74 29V28H73ZM114 29H115V26H114ZM119 29V28H118ZM147 29H148V31H150V33H148L147 32ZM159 29V28H158ZM214 28H213V26L211 27V31L213 30ZM72 30V29H71ZM79 30H80V28H79ZM109 30V29H108ZM117 30V29H116ZM128 30V29H127ZM125 31V32H127L128 33V31ZM138 30H135V31H138ZM160 30H161V28H160ZM162 30H165V29H163L162 28ZM169 30V29H168ZM250 30V29H249ZM257 30H259V28L257 29ZM120 31V29H119V32H120V34H118L120 37L119 38H122L123 36V33ZM157 31V30H156ZM156 31H154L153 33L155 34V32ZM159 31V30H158ZM157 31V32H158ZM215 31H219V33H221L222 31H220V29L219 30H216L215 29ZM239 31H238V33H239ZM263 31L261 32V30H260V32L261 33H263ZM50 32V31H49ZM109 32V31H108ZM161 32V31H160ZM168 32V33H169ZM248 31H245L244 30V32H243V34L245 33H247ZM250 32V31H249ZM259 32V31H258ZM259 32V35H260V37L261 38H259L258 39V41H262L263 42V44H264V41H263V39H262V35H261V33ZM64 33V32H63ZM107 33V32H106ZM121 33H122V35H121ZM131 33H133V32H131L130 31V34ZM139 33V32H138ZM163 33V32H162ZM213 33H214V31H213ZM212 33V34H213ZM224 33V32H223ZM226 33V35H228V36H226V37H229V34L231 35L232 33H229V34H227ZM242 33V32H241ZM252 33H249L251 36H252ZM254 33H256V27H255V32ZM94 34H97V33H94ZM124 34H126V33H124ZM129 33H128V35L129 36H133V34H131L130 35ZM152 35V36H150V35ZM158 34V33H157ZM204 34V35H205ZM208 34V33H207ZM210 34H211V32H210ZM212 34L210 35V36H212ZM217 34V33H216ZM233 34V35H234ZM248 34V33H247ZM246 34V36L247 37H249L250 35H247ZM98 35V37H99V35H103V33L101 32V34H97ZM110 35H112V32H111V34ZM128 35H124V37L125 36H127V37H125L126 39L128 38ZM166 35V34H165ZM168 35V34H167ZM221 35V34H220ZM235 35H237V34H235ZM234 35V36H235ZM255 36H258L259 37V35H257V34H254ZM253 35V36H254ZM75 36V35H74ZM114 36V35H113ZM117 36V35H116ZM131 36V37H132ZM158 36V35H157ZM197 36V35H196ZM198 36H199V34H198ZM215 36V35H214ZM59 37V36H58ZM68 37V36H67ZM85 37V36H84ZM118 37V36H117ZM117 37H116V39H117ZM170 37V38H169ZM195 37V36H194ZM193 37V38H194ZM200 37H201V35H200ZM231 37V36H230ZM236 37V36H235ZM239 37H241V36H239ZM94 38V37H93ZM112 38V37H111ZM118 38V39H119ZM139 38V37H138ZM209 38V37H208ZM264 38V37H263ZM63 39V38H62ZM82 40H84L83 38H81ZM90 39V38H89ZM124 38H122V40H123ZM129 39H131V38H128V40ZM199 40H198V42L200 41V39L201 38H198ZM231 39H234V37L233 38H230V40ZM236 39V38H235ZM244 39V38H243ZM253 39V38H252ZM261 39V40H260ZM112 40V39H111ZM125 40V39H124ZM123 40V41H124ZM132 40V39H131ZM146 40V42L148 41L147 39H145ZM167 40H166V42H167ZM203 40V39H202ZM206 40V39H205ZM204 40V41H205ZM241 40V39H240ZM126 41V40H125ZM135 41V40H134ZM133 41V42H134ZM150 41V40H149ZM149 41H148V43H149ZM155 41V42H156ZM213 41V40H212ZM229 41V40H228ZM126 42H128V41H126ZM143 42V41H142ZM151 42V41H150ZM155 42H153L154 43V46H157V42L155 43ZM202 42V41H201ZM200 42V43H201ZM206 42H209V40L207 41L206 40ZM206 42H205V45H206ZM213 42H215L214 44H216L217 42L214 40ZM220 42V41H219ZM218 42V43H219ZM231 42H232V40H231ZM236 42H237V44H238V41L236 40ZM70 43V42H69ZM80 43V42H79ZM96 43V42H95ZM136 43H137V41H136ZM139 43V42H138ZM152 43V42H151ZM199 43V44H200ZM202 43H204V42H202ZM209 43H212V42H209ZM221 43V42H220ZM225 43V42H224ZM233 43H234V41H233ZM232 43V44H233ZM240 43V42H239ZM241 43H245V42H241ZM252 44L253 43H255V42H251ZM250 43V44H251ZM58 44V45H57ZM78 44V43H77ZM80 44H82V43H80ZM79 44V45H80ZM92 44V49H91V52H92V50L93 49H95V47L97 46L96 44H94L95 46H93V43H91ZM101 44V43H100ZM100 44H98V45H100ZM104 44V43H103ZM102 44V45H103ZM107 44V43H106ZM109 44V43H108ZM123 44V43H122ZM134 44V43H133ZM139 44H141V43H139ZM156 44V45H155ZM163 44H164V42H163ZM167 44V45H166ZM165 45L166 46H168V43H166ZM198 44V43H197ZM208 44V43H207ZM236 44V43H235ZM235 44H233V45H235ZM261 44V43H260ZM74 45V44H73ZM86 46H87V43L85 44ZM102 45H100V47H102ZM120 44H118V46H119ZM131 45V44H130ZM210 45V44H209ZM220 44H218V46H219ZM224 45H226V44H224ZM224 45H222V46H224ZM228 45V44H227ZM230 45V44H229ZM245 45H248L249 47H251V46H253V45H249L248 43L246 44H244V46ZM259 45V44H258ZM60 46V45H59ZM122 46V45H121ZM160 45H158L157 47H159ZM201 46V45H200ZM203 46V45H202ZM211 46V45H210ZM243 46V47H244ZM248 46H247V48H248ZM81 47V46H80ZM100 47L98 48L99 50H100ZM123 47V46H122ZM140 47H141V45H140ZM162 47V46H161ZM196 46L194 45V48H195ZM198 47V46H197ZM204 47V46H203ZM202 47V48H203ZM220 48H219V50L218 51H216L215 49H217V46L215 47V49H211L212 51H214V52H212V53H210V49L208 48V46L207 47H205V48H208V55H207V53H205V55L204 56H206V57H208L209 58V60H210V62L211 63H213V61H215V63L213 64V65H215V64H217V62H223V63H225L226 62V65H227V62H229V61H236V56L238 55L240 58L243 56H249L247 53H249V52H246V48L244 49V48H239V51L237 50V52H236V50H233V49H228V47H226L227 49H223L224 47H222V50H221V46H219ZM231 48H232V46H230ZM235 47H236V45H235ZM238 47H240V46H238ZM60 48V49H59ZM91 47H88V48H86V49H90ZM128 48V47H127ZM134 48V47H133ZM132 48V49H133ZM144 47H143V45H142V48L141 49H143ZM163 48H164V46H163ZM167 48V47H166ZM185 48V49H186ZM193 48V49H194ZM201 48V47H200ZM199 48V49H200ZM201 48V50H203L204 49V51L206 50L205 48H203L202 49ZM214 48V47H213ZM97 49V48H96ZM138 49H140V48H138ZM150 49V48H149ZM155 49H156V47H155ZM160 49V48H159ZM188 49H191V48H188ZM192 49V50H193ZM238 49V48H237ZM249 49V48H248ZM253 49V48H252ZM66 50V49H65ZM82 49H79V51L81 52V54L83 53H86L85 51L83 52V50L81 51ZM98 50V51H99ZM103 52H104V56L105 57H108V56H110V54H112L111 52V48L109 47V45L108 46H105L104 45V47H103ZM143 50H145V48L143 49ZM161 50V49H160ZM163 50V49H162ZM166 50V49H165ZM194 50H196V48L194 49ZM197 50H198V48H197ZM200 50V51H201ZM250 50V49H249ZM264 50V49H263ZM101 51V50H100ZM142 51V50H141ZM164 51V50H163ZM176 51V52H175ZM186 51H187V54H186V56H188L189 54H191V56L192 57H195L196 59H197V56L199 55L198 53V55H196L195 54V56H193L194 55V53H193V55H192V53H189L190 51L189 50H187L186 49ZM189 51V52H188ZM199 51V50H198ZM203 51V52H204ZM254 51V50H253ZM64 52V51H63ZM72 52V51H71ZM89 52H90V50H89ZM90 52V53H91ZM102 52V51H101ZM153 52V51H152ZM154 52H156V51H154ZM167 52V53H168ZM194 52V51H193ZM207 52V51H206ZM90 53L87 55V56H89L90 55ZM95 53V52H94ZM138 53H140V52H138ZM143 53V52H142ZM163 53V52H162ZM161 53V54H162ZM166 53V52H165ZM164 53V54H165ZM189 53V54H188ZM260 53V52H259ZM33 54H36L34 57H32L31 55H33ZM83 54L81 55V57L83 58V57H85V56H83ZM103 54V53H102ZM130 54V53H129ZM143 54H145V53H143ZM152 54H154V53H152ZM151 54V55H152ZM156 54H157V52H156ZM161 54H159V55H161ZM163 54V55H164ZM174 54V55H175ZM178 54V53H177ZM176 54V55H177ZM201 54H203L202 53V51H201ZM237 54V55H236ZM78 56V55H80V53H78V54H75V55H73L74 56V58H75V56ZM85 55V54H84ZM93 55V54H92ZM108 55V56H107ZM136 55H137V52H136ZM150 55V56H151ZM169 55V54H168ZM168 55H164V56H166V58L168 59V57H170V56H168ZM173 55V54H172ZM173 55V56H174ZM180 55V54H179ZM183 55H181V57L183 56ZM210 55V56H209ZM63 58H62V57ZM91 56V55H90ZM138 56V55H137ZM152 56H155V55H152ZM168 56V57H167ZM200 56V55H199ZM204 56H203V59H205L204 58ZM245 56V57H246ZM254 56V55H253ZM100 57V56H99ZM156 57V56H155ZM172 57V56H171ZM176 57V59L178 58L177 56H175ZM190 57V56H189ZM201 57V56H200ZM238 57V58H239ZM242 57V58H243ZM40 58V57H39ZM70 58H72V57H70ZM125 58H126V55H125ZM140 58V57H139ZM142 58H143V56H142ZM141 58V59H142ZM166 58H164L165 60H166ZM173 58V57H172ZM172 58H171V60L170 59H168V60H170V61H172ZM180 58V57H179ZM182 58H184V57H182ZM195 58H194V60H195ZM199 58V57H198ZM202 58V57H201ZM208 58H207V61L208 62H206V59L204 60V62H206L208 65H210V66H212V68L211 69H214L213 68V65H211V64H209L210 62H209V60H208ZM234 58H235V60H234ZM240 58H239V60H240ZM250 58V57H249ZM256 58V57H255ZM37 59V58H36ZM73 59V58H72ZM71 59V61H73L74 62V60H72ZM77 59V60H76ZM75 60H76V62L78 61V58H76ZM84 59V58H83ZM89 59H91L92 60V57H88V59H86V60H89ZM104 58H102V60H103ZM129 59V58H128ZM134 59H136V58H134ZM140 59V60H141ZM147 59V61H148V58H146ZM155 59L156 58H154V64H156L155 63ZM175 58H173V60H174ZM176 59H175V61H176ZM187 58H185V59H183V60H185V62L187 61V64H191V65H193L192 63V60L193 59H191V62L192 63H188L189 61H190V59H189V61L188 60H186ZM79 60H81V62L82 61H86V60H82V59H80L79 58ZM90 60V61H91ZM94 60V59H93ZM96 60H98V58L96 59ZM101 60V59H100ZM107 60V58L106 59H104V61H106ZM150 60H152V59H150ZM158 60H160V59H158ZM177 60H180V59H177ZM182 60V61H183ZM31 61V62H32ZM41 61V60H40ZM89 61V62H90ZM134 61V60H133ZM153 61V60H152ZM167 61V60H166ZM175 61H174V63H175ZM199 61V60H198ZM201 61H202V59H201ZM242 61V60H241ZM35 62V61H34ZM61 62H62V64H61ZM80 62V63H81ZM93 63H99L98 61H92ZM91 62V63H92ZM100 62H102V61H100ZM151 62V61H150ZM160 62H162V61H160ZM185 62H183L184 64H186ZM195 62H197V61H195ZM194 62V63H195ZM200 62V61H199ZM237 62V61H236ZM80 63H76V64H80ZM83 63H85V62H83ZM83 63H81L82 65H83ZM96 63V64H97ZM103 63V62H102ZM106 63H108L107 61H106ZM119 63V62H118ZM125 63V62H124ZM139 63H140V61H139ZM153 63V62H152ZM152 63H150V64H152ZM163 63H165V62H163ZM173 63V62H172ZM172 63L170 64V66L171 67H174V66H172ZM234 65H235V63L234 62H232ZM263 63V62H262ZM34 64H36V63H34ZM34 64H33V66L32 65H30V63L27 65V66H29L30 65V67L32 66V68H34L35 66H34ZM66 64V63H65ZM70 64H72V62L70 63ZM73 64H75V62L73 63ZM72 64V65H73ZM75 64V65H76ZM88 64V63H87ZM104 65H105V62L103 63ZM110 64V63H109ZM123 64V63H122ZM146 64V63H145ZM157 64L159 65V63L157 62ZM166 64V63H165ZM181 64H182V62H181ZM186 64V65H187ZM200 64V63H199ZM237 64V63H236ZM249 64V63H248ZM75 65L73 66V67H75ZM82 65H80V68H81V66ZM85 65V64H84ZM83 65V66H84ZM92 65V64H91ZM111 65V64H110ZM128 65H129V62H128ZM128 65L126 64V65H124L125 67L124 68H126V67H128ZM143 65V64H142ZM141 65V66H142ZM147 65V64H146ZM161 65H163L164 66V64H161ZM166 65H169V64H166ZM165 65V66H166ZM179 65H180V63H179ZM178 65V66H179ZM191 65H190V67H191ZM202 65V64H201ZM207 65V66H208ZM220 65L222 66V63H220ZM26 66V68L28 69L29 67H27ZM66 66V65H65ZM107 66V65H106ZM152 66L154 67V65L152 64ZM151 66V67H152ZM156 66V65H155ZM176 66V65H175ZM182 66V65H181ZM178 67V68H181L182 69V67ZM205 66V65H204ZM215 66H219V64L218 65H215ZM220 66V67H221ZM67 67L69 68V71H67V69H66V67H64L65 69H66V71L65 72H72V71H70V67H71V65L69 66V64L67 65ZM76 67H78V69H79V65L77 66L76 65ZM100 67V66H99ZM110 67V66H109ZM134 67H136V66H134ZM146 67H148V66H146ZM151 67H149V68H151ZM162 67V66H161ZM177 67V66H176ZM185 67V66H184ZM188 68H189V66H187ZM199 67V66H198ZM198 67H195V71H197V73L199 72V73H201L202 71H203V73H204V68L202 67V70H201V68H198ZM209 67V66H208ZM236 67V66H235ZM244 67V66H243ZM72 68V67H71ZM88 68V67H87ZM148 68V69H149ZM159 68H160V66H159ZM158 68V69H159ZM194 68V67H193ZM192 67L190 68V70L191 69H193ZM219 68V67H218ZM223 68V67H222ZM237 68H239V67H237ZM247 68V67H246ZM25 69V67H23V70ZM35 69V68H34ZM74 69H76V68H74ZM103 69V68H102ZM123 69V68H122ZM128 69H129V67H128ZM143 69H145V68H143ZM175 69V68H174ZM184 69V68H183ZM200 69V70H199ZM205 69H206V66H205ZM209 69H210V67H209ZM211 69H210V71H211ZM41 70V69H40ZM77 70V69H76ZM127 70V69H126ZM126 70H125V74H126ZM161 70V69H160ZM171 70V68L169 69V72H172V71H170ZM175 70H177V69H175ZM180 70V69H179ZM190 70H189V72H187V73H190ZM219 71H220V68L218 69ZM241 70V69H240ZM64 71H63V73H64ZM86 71V70H85ZM105 72H106V70H104ZM144 71V70H143ZM152 71V70H151ZM150 71V72H151ZM164 71V70H163ZM166 71V70H165ZM168 71V70H167ZM166 71V72H167ZM187 71V70H186ZM193 70H191V74L193 73L192 72ZM206 71H207V69H206ZM209 71V70H208ZM209 71V72H210ZM214 71V70H213ZM212 71V72H213ZM235 71V70H234ZM243 71V70H242ZM24 72H25V70H24ZM119 72V71H118ZM157 72V71H156ZM159 72V71H158ZM176 72H178V70L176 71ZM175 72V73H176ZM183 72V71H182ZM75 73V72H74ZM101 73V75L102 74H104V73H102V72H100ZM139 73V72H138ZM145 73V72H144ZM148 73V72H147ZM146 73V74H147ZM168 73V72H167ZM166 73V74H167ZM184 73V72H183ZM206 73V72H205ZM204 73V74H205ZM26 74H28V73H26ZM61 74V75H60ZM67 74V73H66ZM71 74V73H70ZM92 74V73H91ZM105 74H107V73H105ZM104 74V75H105ZM121 74H122V72H121ZM129 74V73H128ZM143 74V73H142ZM159 75H161L160 73H158ZM170 74V73H169ZM182 74V73H181ZM190 74V76H192L193 77V75H191ZM195 74V73H194ZM238 74V73H237ZM246 74V73H245ZM251 74V73H250ZM68 75H69V73H68ZM72 75V74H71ZM87 76H88V74H86ZM85 75V76H86ZM99 75V77H97ZM98 75H95L93 78H100V74H98ZM104 75H102V77H103V79H105L104 78ZM124 75V74H123ZM131 75H133V74H131ZM135 75V74H134ZM139 75V74H138ZM144 75V74H143ZM147 75H149V74H147ZM163 75V74H162ZM171 75V74H170ZM170 75L168 76V79H169V77H170ZM27 76V75H26ZM85 76H84V79H86L85 78ZM125 76V75H124ZM128 76V75H127ZM127 76H125L126 78H127ZM140 76H141V74H140ZM139 76V77H140ZM145 76V75H144ZM179 76V75H178ZM195 76H197V74L195 75ZM200 76H202V74H200ZM209 76V75H208ZM230 76H231V74H230ZM258 76V75H257ZM24 77V76H23ZM74 77V76H73ZM106 77V76H105ZM131 76H129V78H130ZM138 77V76H137ZM149 77V76H148ZM156 77V76H155ZM162 77V76H161ZM172 77V76H171ZM175 77V76H174ZM198 77H199V74H198ZM255 77H256V75H255ZM259 78H262V76H258ZM258 77L257 78H254V79H258ZM89 79H90V81L92 80V77L90 76V77H88ZM88 78L86 79V80H88ZM96 78V79H97ZM107 79L106 80H108V78H109V76L107 75V77H106ZM134 78H136V75H135V77ZM141 78V77H140ZM152 78H153V75H152ZM151 78V79H152ZM158 78H160V77H158ZM179 78V77H178ZM220 78V77H219ZM29 79V80H30ZM63 79V78H62ZM77 79H78V77H77ZM81 79V78H80ZM95 79V81L96 82H98L99 80H101V79H98V80H96ZM131 79V78H130ZM133 79V78H132ZM145 79H146V76H145ZM145 79H142L141 80V83L143 84V85H145V87H147L148 85H152L151 87H153V85H154V87H155V85H157V83H160V82H155L153 79V81H146ZM162 79V78H161ZM161 79H160V81H161ZM165 79V78H164ZM163 79V80H164ZM172 79V78H171ZM206 79V78H205ZM232 79V78H231ZM242 79H243V77H242ZM252 79V78H251ZM13 80V79H12ZM17 80V79H16ZM86 80H85V82H86ZM117 80V79H116ZM134 80V79H133ZM137 80V79H136ZM135 80V81H136ZM163 80L161 81V82H163ZM173 80V79H172ZM203 80V79H202ZM261 81L263 80V78L262 79H260ZM259 80V81H260ZM19 81V80H18ZM65 81V80H64ZM70 81V80H69ZM89 81V82H90ZM92 81H94V79L92 80ZM103 81V80H102ZM102 81H99V82H102ZM109 81V80H108ZM108 81H105L104 83L105 84H107L108 85V83H106V82H108ZM121 81V80H120ZM130 81H132V80H130ZM139 80H137V82H138ZM165 81V80H164ZM171 81V80H170ZM178 81H179V79H178ZM234 81V80H233ZM244 81V80H243ZM250 81H252V80H250ZM255 82H257V80H254ZM260 81V82H261ZM119 82V81H118ZM123 82V81H122ZM128 82V81H127ZM168 83L167 84H163V83H161V84H163L159 89H161L160 91H159V89H158V91L162 94H164V93H166V92H168V91H171V89H172V82H169V81H167ZM174 83L175 82H177V81H173ZM180 82V81H179ZM238 82V81H237ZM242 82V81H241ZM253 82V81H252ZM263 82V81H262ZM261 82V83H262ZM2 83V82H1ZM10 83V82H9ZM63 83V82H62ZM91 83V82H90ZM95 82H92V84H94ZM104 83L102 82L101 84H103L104 85ZM132 83V82H131ZM133 83L134 84H138V83H136V82H134L133 81ZM166 83V82H165ZM202 83V82H201ZM257 83H259V82H257ZM37 84V85H38ZM52 84V85H53ZM56 84V83H55ZM92 84H90V85H92ZM178 84V83H177ZM176 84V85H177ZM194 84H195V82H194ZM220 84V83H219ZM239 84V83H238ZM260 84V83H259ZM7 85V84H6ZM17 85V84H16ZM84 85V84H83ZM87 85H89V84H87ZM95 85H96V83H95ZM100 85V84H99ZM98 84H97V86H99ZM106 85V86H107ZM131 85V84H130ZM140 85V87L142 86L141 84H139ZM147 85V86H146ZM176 85H174V86H176ZM26 86V85H25ZM33 86V85H32ZM86 86V85H85ZM106 86H105V88H104V86H103V88L104 89H109V88H106ZM109 86V85H108ZM136 86H138V85H136ZM173 86V87H174ZM212 86V85H211ZM235 86V85H234ZM262 87H260V85H258V88L260 87V88H264V85H263V83H262V85H261ZM11 87V86H10ZM39 87V86H38ZM99 87H101V86H99ZM150 87V86H149ZM240 87V86H239ZM242 87V86H241ZM17 88V87H16ZM36 88V87H35ZM41 88V87H40ZM48 88V87H47ZM134 88V87H133ZM142 88H144V86H142ZM156 89L158 88V87H155ZM154 88V89H155ZM250 88V87H249ZM42 89V88H41ZM44 89V88H43ZM146 89V88H145ZM150 88H148V89H146V90H148L147 92H146V94L148 95V93H149V91H151V92H153V91H155V90H153V88H152V90L150 89ZM226 89V88H225ZM254 89H255V87H254ZM254 89H252V91H253V93L255 92V91H260V90H257V89H255V91H254ZM261 89V91L262 92H264L263 90ZM6 90V89H5ZM26 90V89H25ZM89 90V89H88ZM127 90V89H126ZM135 90V89H134ZM146 90H144V92L146 91ZM199 90V89H198ZM244 90V89H243ZM22 91V90H21ZM43 91V90H42ZM143 91V90H142ZM157 91V90H156ZM155 91V92H156ZM216 91V90H215ZM246 91H247V89H246ZM251 91V92H252ZM260 91V92H261ZM38 92V91H37ZM86 92V91H85ZM129 92V91H128ZM154 92V93H155ZM159 92H157L156 94H160ZM257 92H255V93H257ZM260 92H258L257 93V95L259 94L260 95V97L261 96H264L263 94L264 93H260ZM24 93H26L25 91H24ZM30 93V92H29ZM33 93V92H32ZM36 93V92H35ZM107 93V92H106ZM141 93V92H140ZM169 93V92H168ZM167 93V94H168ZM230 93H232V92H230ZM253 93H251V94H253ZM253 94V95H256V94ZM46 94V93H45ZM58 94H59V92H58ZM114 94V93H113ZM134 94V93H133ZM162 94V96H164ZM246 94V93H245ZM248 94H250V91L248 92ZM86 95V94H85ZM142 95V94H141ZM154 96V94H151V96ZM157 95V96H158ZM232 95V94H231ZM239 95V94H238ZM144 96V95H143ZM148 96H150V93H149V95ZM156 96V97H157ZM165 96H168V95H165ZM227 96V95H226ZM1 97V96H0ZM25 97V96H24ZM93 97V96H92ZM115 97H116V95H115ZM131 97H132V95H131ZM160 97V96H159ZM224 97V96H223ZM228 97V96H227ZM259 97V98H260ZM21 98V97H20ZM45 98V97H44ZM53 98V97H52ZM104 98V97H103ZM133 98V97H132ZM155 98V97H154ZM255 98H257V96L256 97H254V99ZM54 99H55V97H54ZM109 99V98H108ZM128 99V98H127ZM1 100H3V99H1ZM10 101H4L5 103H2V102H0V109L2 108H4L5 109V112H3V113H0V140H1V142L3 143V147H1L0 148V177L1 178H3L5 181H7V183L9 184V182H14V184H15V186L17 185V186H21V185H19V184H23V185H25V186H22L23 187V189L26 191V193L27 194H29L30 193V191L32 192V191H34L35 192V190H36V192H39L40 190L41 191H43V190H45V188H44V183H43V181H44V177H45V174L47 173H49V175H50V177H51V174H54V175H52V176H56L55 177V179H61L60 177H61V175L63 174V171H62V174H60V172L58 171V173H56L57 171H56V169L55 168H57L58 170H61V168H62V166L64 165V164H66L67 163V161H68V159L69 158H65V159H67V161L66 160H62V159H64L63 157L62 158H60V154H58L57 156H55L54 154L52 155L51 153H52V151L51 152H49V150L48 151H46L45 150V148L43 149V150H36V149H32L33 148V146L32 147H30V148H27V149H30V151L31 150H33L32 152H31V154H29L28 152H26L27 151V149H26V151L24 150V149H22V144L23 143H25V140H26V138L27 137H29V136H27L26 137V133L27 132H24L22 129H20V126H21V124L22 123H25L24 121H26V120H28V121H31V123L33 122V123H41V125H42V123H44V121H48V123H49V121H54V120H50V119H48L47 118V116L46 117H43V116H41L40 114H38L37 112H34L33 110H31V108L29 109V108H27V106H25V105H23V103H20V102H18L17 100H15V99H13L12 98V100L11 99H9ZM74 100V99H73ZM103 100V99H102ZM131 100V99H130ZM143 100V99H142ZM150 100V99H149ZM164 100V99H163ZM230 100H232V99H230ZM234 100H235V98H234ZM243 100V99H242ZM22 101V100H21ZM45 101H47V100H45ZM59 101V100H58ZM139 101V100H138ZM254 101V100H253ZM261 101H263L264 102V97H263V99L261 98ZM31 102V101H30ZM37 102V101H36ZM49 102V101H48ZM131 102V101H130ZM134 102V101H133ZM142 102V101H141ZM140 102V103H141ZM230 102V101H229ZM250 103V102H249ZM27 104V103H26ZM111 104V103H110ZM114 104V103H113ZM158 104V103H157ZM226 104V103H225ZM252 104V103H251ZM123 105V104H122ZM126 105V104H125ZM37 106V105H36ZM74 106V105H73ZM107 106V105H106ZM138 106H140V105H138ZM146 106V105H145ZM242 106V105H241ZM119 107V106H118ZM117 107V108H118ZM141 107V106H140ZM158 107V106H157ZM237 107V106H236ZM239 107V106H238ZM264 107V106H263ZM101 108V107H100ZM119 108H121V107H119ZM126 108V107H125ZM240 108V107H239ZM229 109V108H228ZM251 109V108H250ZM254 109V108H253ZM135 110H137V109H135ZM260 110V109H259ZM3 111V110H2ZM120 111V110H119ZM128 111V110H127ZM115 112V111H114ZM133 113H134V111H132ZM153 112V111H152ZM160 112V111H159ZM258 112V111H257ZM85 113V112H84ZM137 113V112H136ZM139 113V112H138ZM82 114V113H81ZM108 114V113H107ZM118 114V113H117ZM128 114H129V112H128ZM127 114V115H128ZM245 114V113H244ZM258 114V113H257ZM169 115V114H168ZM234 115V114H233ZM249 115V114H248ZM85 116V115H84ZM131 116V115H130ZM219 116V115H218ZM229 116V115H228ZM238 116H239V114H238ZM241 116V115H240ZM158 117V116H157ZM111 118V117H110ZM110 118H109V120H110ZM139 118V117H138ZM167 118V117H166ZM232 118V117H231ZM235 118V117H234ZM238 118V117H237ZM249 118H251V117H249ZM261 118V117H260ZM264 118V117H263ZM239 119V118H238ZM251 119H253V118H251ZM128 120V119H127ZM193 120V119H192ZM206 120V119H205ZM223 120V119H222ZM233 120V119H232ZM246 120H247V118H246ZM90 121V120H89ZM229 121V120H228ZM248 121V120H247ZM96 122V121H95ZM127 122V121H126ZM196 122V121H195ZM198 122H199V120H198ZM231 122V121H230ZM236 122V121H235ZM45 123H47V122H45ZM51 123V122H50ZM118 123V122H117ZM121 123V122H120ZM168 123V122H167ZM181 123V122H180ZM215 123V122H214ZM224 123V122H223ZM234 123V122H233ZM29 124V123H28ZM109 124V123H108ZM119 124V123H118ZM170 124V123H169ZM177 123H175V125H176ZM183 124H185V123H183ZM33 125V124H32ZM36 125V124H35ZM49 125H52V124H49ZM178 125V124H177ZM179 125H181V124H179ZM261 125V124H260ZM107 126V125H106ZM132 126V125H131ZM136 126V125H135ZM134 126V127H135ZM174 126V125H173ZM182 126V125H181ZM203 126V125H202ZM36 127V126H35ZM133 127V126H132ZM137 127V126H136ZM159 127V126H158ZM193 127V126H192ZM261 127V126H260ZM52 128V127H51ZM62 127H60V129H61ZM67 128H69V129H65V128H63V131H62V133H61V139H59L58 138V140L59 141H61V142H63V143H61L60 145H61V147L62 148H66V150L67 149H69V150H72V149H74L75 151L77 150L78 151V147L80 146V144H82V140L80 139V137L76 134V132L74 131V129H71V127H67ZM77 128V127H76ZM100 128V127H99ZM138 128V127H137ZM174 128H176V126H174ZM207 128V127H206ZM25 129V128H24ZM40 129V128H39ZM87 129V128H86ZM178 129V128H177ZM177 129H176V132H177ZM203 129V128H202ZM238 129V128H237ZM244 129V128H243ZM28 130V129H27ZM43 130V129H42ZM46 130V129H45ZM51 130V129H50ZM62 130V129H61ZM159 130V129H158ZM162 130V129H161ZM241 130V129H240ZM245 130V129H244ZM26 131V130H25ZM170 131V130H169ZM264 131V130H263ZM40 132V131H39ZM46 132V131H45ZM81 132V131H80ZM110 132V131H109ZM167 132V131H166ZM191 132V131H190ZM196 132V131H195ZM255 132V131H254ZM33 133V132H32ZM174 133V132H173ZM186 133V132H185ZM30 134V133H29ZM54 134V133H53ZM165 134V133H164ZM206 134H208V133H206ZM254 134V133H253ZM262 134V133H261ZM80 135V134H79ZM137 135V134H136ZM169 135V134H168ZM33 136H35V135H33ZM50 136V135H49ZM194 136V135H193ZM201 136V135H200ZM38 137V136H37ZM47 137V136H46ZM99 137V136H98ZM208 137H209V135H208ZM218 137V136H217ZM87 138V137H86ZM90 138V137H89ZM88 138V139H89ZM215 138V137H214ZM228 138V137H227ZM175 139V138H174ZM210 139V138H209ZM238 139V138H237ZM33 140V139H32ZM49 140V139H48ZM87 140V139H86ZM219 140V139H218ZM233 140H236V139H233ZM125 141V140H124ZM169 141V140H168ZM229 141V140H228ZM238 141V140H237ZM26 142H27V140H26ZM192 142V141H191ZM2 143H1V145H2ZM197 143V142H196ZM244 143V142H243ZM29 143H27L26 145H28ZM30 144H32V143H30ZM51 144V143H50ZM64 144V145H63ZM185 144V143H184ZM201 144V143H200ZM209 144V143H208ZM248 144V143H247ZM261 144V143H260ZM49 145V144H48ZM78 145V146H77ZM100 145H101V143H100ZM240 145V144H239ZM262 145V144H261ZM23 146H25V145H23ZM174 146V145H173ZM221 146V145H220ZM255 146V145H254ZM41 147V146H40ZM44 147V146H43ZM106 147V146H105ZM112 147V146H111ZM205 147V146H204ZM229 147V146H228ZM78 148V149H77ZM175 148V147H174ZM210 148V147H209ZM231 148V147H230ZM151 149V148H150ZM207 149V148H206ZM236 149V148H235ZM254 149V148H253ZM263 149V148H262ZM80 150V152H79V156H78V154H77V156H78V161L82 164V163H86V164H88V163H92V162H97L98 161V157H96V155H100L99 153H96V152H92L91 151V149L89 150L88 149V147H87V149H79ZM109 150V149H108ZM227 150V149H226ZM264 150V149H263ZM103 151V150H102ZM137 151V150H136ZM219 151V150H218ZM255 151V150H254ZM99 152V151H98ZM107 152V151H106ZM113 152V151H112ZM210 152V151H209ZM216 152V151H215ZM226 152V151H225ZM124 153V152H123ZM219 153V152H218ZM245 153V152H244ZM253 153V152H252ZM204 154V153H203ZM238 154V153H237ZM68 155V154H67ZM150 155V154H149ZM214 155V154H213ZM224 155V154H223ZM222 155V156H223ZM254 155V154H253ZM259 155V154H258ZM63 156V155H62ZM117 156V155H116ZM153 156V155H152ZM155 156V155H154ZM167 156V155H166ZM169 156V155H168ZM167 156V157H168ZM174 156V155H173ZM176 156H177V154H176ZM186 156V155H185ZM251 156H252V154H251ZM113 157V156H112ZM118 157V156H117ZM151 157V156H150ZM175 157V156H174ZM194 157V156H193ZM250 157V156H249ZM256 157H257V155H256ZM261 157V156H260ZM77 158V157H76ZM75 158V159H76ZM110 158V157H109ZM172 158V157H171ZM219 158V157H218ZM153 159V158H152ZM173 159V158H172ZM207 159V158H206ZM214 159V158H213ZM249 159V158H248ZM71 160V159H70ZM69 160V162H71ZM141 160V159H140ZM145 160V159H144ZM166 160V159H165ZM181 160V159H180ZM179 160V161H180ZM258 160V159H257ZM260 160H261V158H260ZM259 160V161H260ZM137 161H139V160H137ZM154 161V160H153ZM193 161V160H192ZM231 161V160H230ZM246 161V160H245ZM248 161V160H247ZM156 162V161H155ZM183 162V161H182ZM101 163V162H100ZM233 163V162H232ZM249 163V162H248ZM67 164H69V163H67ZM66 164V165H67ZM105 164V163H104ZM110 164V163H109ZM167 164V163H166ZM178 164V163H177ZM181 164V163H180ZM251 164V163H250ZM253 164V163H252ZM256 164V163H255ZM262 164V163H261ZM66 165H64V166H66ZM78 165V164H77ZM76 165V166H77ZM107 165V164H106ZM183 165V164H182ZM182 165H179L178 164V169H179V171L183 174V176L184 177H186V178H188V179H190V180H193V181H195L196 183H198L201 187H202V192H203V194L202 193H200L199 191H198V189H197V187L195 186L194 188L196 189V191H198L200 194H202V195H204L203 197L204 198H206L205 200H201L200 198H199V195H198V197L196 196V191L194 192V193H192L191 194V192H190V194L191 195H189L190 197H191V199H192V201L195 203V204H197L198 202H200V204H202V206H203V208L204 209H208V210H210L212 213L214 212L215 214H216V217H217V219H218V223H217V228H218V232L216 233L217 234V240H215L216 238L214 237V235H212L214 238V240H213V242L217 245V247L219 248V250H218V252H221L223 255H226L227 254V256L229 255L228 254V252L229 251H232V252H234V250H237V254H238V256H237V260H238V262H237V260H236V264H249L246 260H245V257H243L244 256V254H247L248 255V258H249V260H250V263L251 264H264V255L262 256L261 254H260V249L258 248V246L260 247V244L259 243H261V242H257L258 240H256L255 238H254V236H252V235H254V233L251 235V233H252V231L251 230H253L254 228H256L257 226H259L258 224V222H256V218H254V217H256V216H254L253 217V215L255 214V212H256V214H257V212H259V213H264V202L262 201V196L264 197V193H263V191H262V187L264 186H262V187H260L259 185H261V184H259V182H260V178H259V180L258 179H256V180H258L259 182H257V181H255V179H253V177L252 178H249L248 177V175H247V177H245L244 175L243 176H241V174L239 175V180H234V182L231 180V181H229V182H227V183H225V184H214V185H212L209 181H208V179L206 178V177H204V176H199V175H197V174H195V173H193V171H191V170H189V169H187V168H185L184 166H182ZM232 165V164H231ZM216 166V165H215ZM240 166V165H239ZM241 166H244V165H241ZM256 166V165H255ZM262 165H260V167H261ZM90 167V166H89ZM218 167V166H217ZM226 167V166H225ZM246 168H247V166H245ZM60 168V169H59ZM143 168H144V162H141L140 161V163H137L136 162V169L140 172V171H142L143 170ZM221 168V167H220ZM264 168V167H263ZM263 168H261V169H263ZM51 169V170H50ZM52 169H55V171H53ZM90 169V168H89ZM111 169V168H110ZM163 169V168H162ZM224 169H226V168H224ZM249 169V168H248ZM260 170V168H259V165H257V169L256 170ZM114 170V169H113ZM145 170V169H144ZM223 170V169H222ZM257 171V172H259V174L261 173V176L263 177V180H264V174H262V172H264V170L262 171V172H260V171ZM52 173H51V172ZM211 171V170H210ZM250 171V170H249ZM78 172V171H77ZM100 172V171H99ZM195 172V171H194ZM51 173V174H50ZM120 173V172H119ZM132 173V172H131ZM227 173V172H226ZM228 173H230V172H228ZM239 173V172H238ZM98 174V173H97ZM116 174V173H115ZM142 174V173H141ZM162 174H163V180H161L160 182H159V180L157 181V182H159L158 183V187H157V189L154 191V193H152L153 194V196L156 198V200H155V198H153L152 197V195H150V194H146V197L144 198V200L146 201V202H148V203H154L155 201H156V203H155V205L157 206V208L156 207H154V206H151V205H153V204H151V205H148L147 206V214H148V218L150 219V220H152V221H154L155 222V224H157V227H159V230L162 232L161 234H163V236H161V237H166L167 238V240H172V242H177L176 241V238H175V236H178V238H179V240L182 242V243H185L186 245H189L190 247H192L191 249L190 248H188L187 246H185V247H187L188 249H190V251H189V253L188 254H185V255H183V256H181L182 257V259H179V261L178 262H180V260L181 261H187V260H189L190 258H191V260L193 259V258H197V257H194L195 256V253L197 252V250H195V249H193V247H195V246H201V244H203L204 242L206 243V246H207V249L209 248V244H208V242L207 241H209L208 240V238H205V239H207L206 241H204V239L202 238L203 236H205V233H204V235H203V230L202 231H200L201 233H202V240H199L200 239V237H198V235H196L195 233H193V231L195 230V228L196 227H198L197 226V224H196V215L194 214V213H192V212H190L188 209H186L181 203H180V192H179V190L181 191V189H179L178 190V188H180L181 187V185H180V187H179V185H176V186H174V184L176 183L175 182V180H173V178H171L166 172H162ZM247 174V173H246ZM100 175V174H99ZM152 175V174H151ZM235 175V174H234ZM258 174H256V176H257ZM66 176V175H65ZM101 176V175H100ZM122 176V175H121ZM133 176V175H132ZM47 177V176H46ZM45 177V178H46ZM73 177V176H72ZM94 177V176H93ZM251 177V176H250ZM259 177V175L257 176V178ZM96 178V177H95ZM136 178V177H135ZM233 178V177H232ZM254 178H256V177H254ZM47 179V178H46ZM76 179H78V178H76ZM156 179V178H155ZM235 179V178H234ZM262 179V178H261ZM3 180V181H4ZM22 180V181H21ZM25 180V181H24ZM43 180V181H42ZM53 180V179H52ZM91 180V179H90ZM89 180V181H90ZM145 180V179H144ZM157 180V179H156ZM182 180V179H181ZM55 181V180H54ZM57 181V180H56ZM62 181V180H61ZM80 181V180H79ZM93 181V180H92ZM136 181V180H135ZM50 182V181H49ZM86 182V181H85ZM106 182V181H105ZM220 182V181H219ZM261 182L263 183V181L261 180ZM260 182V183H261ZM6 183V182H5ZM55 183V182H54ZM67 183V182H66ZM132 183V182H131ZM192 183V182H191ZM213 183H215V182H213ZM222 183V182H221ZM3 184H4V182H3ZM52 184H53V182H52ZM61 184V183H60ZM101 184H103V183H101ZM106 184H108V183H106ZM195 184V183H194ZM65 185V184H64ZM82 185V184H81ZM85 185V184H84ZM91 184H89L88 186H90ZM184 185V184H183ZM4 186V185H3ZM72 186V185H71ZM77 186V185H76ZM177 186H178V188H177ZM186 187H187V185H185ZM69 187V186H68ZM85 187V188H84ZM116 187V186H115ZM183 187V186H182ZM205 187H206V190H208L207 191V193L205 194V192H204V190H205ZM4 188V187H3ZM59 188H61V187H59ZM81 188H83V189H81ZM80 189H79V192L80 193H82L83 195H84V197H86V202H88L90 205H91V203L93 202L94 203V201H95V205H99V206H103V208H104V206L106 207L107 206V204H106V202H105V199H104V197H103V201H102V197H101V194H100V192H99V190H100V187L98 188V187H96L95 189H94V191H95V194L97 195V198H92L91 197V193L93 192V189H91V190H89L86 186H83L82 185V187H81ZM106 188V190H107V187H105ZM120 188L122 189V190H125V188H128L127 187V185L125 184V182H123L122 184L120 183ZM199 188V187H198ZM203 188H204V190H203ZM264 188V187H263ZM10 189V188H9ZM109 189V188H108ZM119 189V188H118ZM75 190V189H74ZM74 190H72V189H70V188H64V189H62V193H64L65 195H66V197H68V198H72V195H74V193H73V191ZM116 190V189H115ZM147 190V189H146ZM190 190V189H189ZM22 191V190H21ZM25 191H23V192H25ZM28 191H29V193H28ZM46 191H47V196H49V197H46V199L48 198V200L50 201V202H53V204H55V208H57V210L56 211H58L59 213L58 214H60V216H61V218H63V219H67L66 218V212L64 211V209L56 202V200H55V198H54V195H53V193L52 192H49V190L48 189H46ZM45 192V191H44ZM114 192V191H113ZM185 192V191H184ZM12 193H13V190H12ZM15 193V192H14ZM41 193V192H40ZM11 194V193H10ZM34 194V193H33ZM36 194V193H35ZM32 195V193H31V195L33 196H31L32 198H37L36 197V195ZM43 194V193H42ZM58 194H60V193H58ZM82 194H80V195H82ZM85 194H87V195H85ZM107 194V193H106ZM198 194V193H197ZM4 195V194H3ZM12 195V194H11ZM16 195V194H15ZM185 195V194H184ZM17 196V195H16ZM35 196V197H34ZM70 196V197H69ZM117 196V195H116ZM188 196V195H187ZM30 194H29V197H27L26 196V199H28L29 198V201L31 200L30 198ZM82 197V196H81ZM136 197V196H135ZM190 197H187V198H190ZM202 197V196H201ZM3 198V197H2ZM9 198V197H8ZM80 198V197H79ZM116 198V197H115ZM204 198H202V199H204ZM67 199V198H66ZM65 199V200H66ZM76 199V198H75ZM81 199V198H80ZM182 199V198H181ZM259 199V200H258ZM34 200V199H33ZM37 199H35V201H36ZM47 200V201H48ZM64 200V201H65ZM213 202H212V201ZM263 200H264V198H263ZM32 201V200H31ZM35 201H32L31 203H34ZM69 201H71L70 199H69ZM122 201H124V200H122ZM160 201V202H159ZM261 203H260V202ZM19 202V201H18ZM73 202V201H72ZM137 202V201H136ZM30 202H24V203H22L21 202V207L23 208V209H25V211L27 210V212L30 214V216L32 215L33 216V218L34 217H36L37 218V220H39L38 218H40L39 217V215H40V213H38V211H35L33 208H34V205L35 204H37V202H35V204H33L32 206H30L29 204H31ZM49 203V202H48ZM60 203V202H59ZM75 203V202H74ZM84 203V202H83ZM92 203V204H93ZM125 205H124V204ZM187 203V202H186ZM44 204V203H43ZM114 204V203H113ZM122 204H123V208L121 209V215L122 216H124V214L125 215H128V214H130L132 211L130 210V209H128V208H126L125 209V206H127L126 205V200L124 201V202H122ZM158 204H160L159 206H158ZM63 205V204H62ZM81 205V204H80ZM94 205V204H93ZM147 205V204H146ZM245 210V212L248 210V208H249V210L247 211V213H245L248 217H250V215H251V217L253 218V219H251V223H247L245 226H243V230H241V228H240V225H239V218L237 217L238 215H239V207L240 206ZM5 206V205H4ZM73 206V205H72ZM83 206V205H82ZM86 206H87V204H86ZM92 206V205H91ZM96 206V207H97ZM117 206V205H116ZM122 206V205H121ZM256 206V207H255ZM13 207V206H12ZM79 207V206H78ZM128 207V206H127ZM191 207V206H190ZM193 207V206H192ZM198 207V206H197ZM201 207V206H200ZM233 207V208H232ZM240 207V209H242ZM245 207V208H244ZM246 207H248V208H246ZM255 207V208H254ZM38 208V207H37ZM101 208V207H100ZM118 208V207H117ZM196 208V207H195ZM203 208H202V210H203ZM235 208V209H234ZM89 209H90V207H89ZM97 209H99V207H97ZM119 209V210H120ZM123 209H125V211H127L128 212V210H130V212H128V213H126ZM199 209V208H198ZM232 209H234L235 211H236V213H233V212H231V210ZM242 209V210H243ZM47 210V209H46ZM82 210V209H81ZM94 210V209H93ZM23 211V210H22ZM73 211V210H72ZM89 211V210H88ZM87 210H86V212H88ZM92 211V210H91ZM95 211V210H94ZM102 211H103V209H102ZM143 211V210H142ZM3 212V211H2ZM19 212V211H18ZM84 212H85V209H84ZM93 212V211H92ZM105 212H106V210H105ZM110 212V211H109ZM119 212V211H118ZM27 213V214H28ZM77 213V212H76ZM97 213H100L99 212V210H98V212ZM183 213H185V215H183ZM211 213V214H212ZM26 214V215H27ZM53 214V213H52ZM85 214V213H84ZM91 214V213H90ZM132 214H134L133 212H132ZM132 214H130V215H132ZM214 214V215H215ZM253 214V215H252ZM25 215V216H26ZM57 215V214H56ZM73 215V214H72ZM94 215H95V212H94ZM94 215H91V217L89 216V215H87L88 217H86V218H89V219H91L92 220V218H94L93 216ZM114 215L115 214H111V213H101V214H99L98 216V218H96V220L97 219H99V218H101L102 219V221H103V223H104V225H105V228H104V231H102V232H100V231H97L96 229L95 230H93V228L92 229H89V228H83L84 227V225H83V227H80V228H78L73 222H71L70 220H66V221H68L69 222V224H70V226H71V230H62V229H60V228H57V227H55V228H53V230L56 232V234H60L59 236L61 237V239H63L64 238V236H61V235H66V237L67 236H69V237H71V238H73L74 237V235H76L77 233H82V234H91V233H95L96 235H97V238L99 239L98 241H100L97 245L95 244V246H96V250H95V252H96V258H97V261H100V262H106L107 261V263H108V259H110V258H112V256L114 255V252L113 251H111V247H112V240H114V239H112V238H115V237H113V235H114V231H115V224L113 223V220H116V218L114 217ZM135 215V214H134ZM134 215H132V216H134ZM145 215V214H144ZM261 215V214H260ZM24 216V217H25ZM29 216V215H28ZM30 216L29 217H27V218H29V219H32V218H30ZM86 216V215H85ZM131 216V217H132ZM136 216V215H135ZM186 217V218H184L185 220H182V219H180L179 217ZM263 216H264V214H263ZM24 217H22V218H24ZM83 217V216H82ZM115 219H114V218ZM121 217V216H120ZM126 217H128V216H126ZM248 217L246 218V219H248ZM261 217H262V215H261ZM20 218V217H19ZM41 218H43V216H41ZM85 218V219H86ZM21 219V218H20ZM25 219H26V217H25ZM25 219L23 220V219H21V220H23V221H25ZM44 219V218H43ZM43 219H42V221H43ZM60 219V218H59ZM88 219V220H89ZM100 219V220H101ZM132 219H134V218H132ZM216 219V220H217ZM244 219V218H243ZM263 219H264V217H263ZM9 220V219H8ZM35 218H34V221L33 222H35ZM41 220V219H40ZM82 220V219H81ZM100 220H99V222H100ZM130 220V219H129ZM249 220H250V218H249ZM27 221V220H26ZM25 221V222H26ZM85 221V220H84ZM84 221H82V223L84 222ZM87 221V220H86ZM93 221V220H92ZM98 221V220H97ZM132 221V220H131ZM134 221V220H133ZM136 222H138L139 220H137V218H136V220H135ZM134 221V222H135ZM243 221H245V220H243ZM24 222V223H25ZM44 222H45V220H44ZM47 222V221H46ZM114 222H117V221H114ZM199 222V221H198ZM8 223V222H7ZM6 223V224H7ZM27 223V222H26ZM25 223V224H26ZM29 223V222H28ZM49 223V222H48ZM48 223H46L47 225H48ZM88 223H90V222H88ZM128 223V222H127ZM150 223V222H149ZM153 223V222H152ZM244 223V222H243ZM14 224H15V222H14ZM35 224H37V226H38V223H36L35 222ZM81 224V223H80ZM79 224V225H80ZM84 224L86 225V222H84ZM114 224V225H113ZM139 224H140V222H139ZM138 224V226H140ZM142 224V223H141ZM261 224H264V223H261ZM26 225H28V224H26ZM25 225V226H26ZM34 226V224L33 223H31V225H29L28 227L30 228V227H32V229H33V226ZM118 225V224H117ZM128 225H129V223H128ZM135 225V224H134ZM137 225V224H136ZM153 225V224H152ZM202 225V224H201ZM8 226V225H7ZM48 226H50V225H48ZM87 226V225H86ZM90 226V225H89ZM88 226V227H89ZM207 226V225H206ZM4 227V226H3ZM18 227V226H17ZM59 227V226H58ZM93 227V226H92ZM261 227V226H260ZM263 227V226H262ZM19 228V227H18ZM51 228V229H52ZM91 228V227H90ZM100 228V227H99ZM127 228H129L130 230H131V228L130 227H127ZM144 227H142L141 229H143ZM173 229L174 231H172L171 229ZM264 228V227H263ZM8 229H10V228H8ZM13 229V228H12ZM140 229V228H139ZM140 229V230H141ZM150 229V228H149ZM152 230V229H151ZM261 230V229H260ZM7 231V230H6ZM40 231V230H39ZM39 231H37V232H39ZM49 231V230H48ZM143 232H145V231H147V230H145V228L142 230ZM98 232V233H97ZM117 232L119 233V234H121V235H124V236H127V237H129L130 239H132V238H134L133 236H132V233L128 230L127 231V229H125V226H123V227H121V226H118L117 227ZM116 232V233H117ZM6 233V232H5ZM134 233V232H133ZM148 233V232H147ZM147 233H145L146 234V236L149 234H147ZM198 233V232H197ZM200 233V234H201ZM261 233V232H260ZM7 234V233H6ZM12 234H13V232H12ZM50 234V233H49ZM55 234V233H54ZM215 234V235H216ZM256 234V233H255ZM258 234V233H257ZM256 234V235H257ZM121 235H120V238H122L121 237ZM260 235V234H259ZM263 235V234H262ZM47 236V235H46ZM55 236V235H54ZM58 236V235H57ZM56 236V237H57ZM58 236V237H59ZM95 236V235H94ZM114 236H116V235H114ZM119 236V235H118ZM124 236H123V238H124ZM6 237V236H5ZM12 237H13V235H12ZM41 237V236H40ZM43 237V236H42ZM55 237V238H56ZM57 237V240H59V238ZM263 237H264V235H263ZM68 238V237H67ZM85 238L86 237H84L83 238V236H82V241H81V243H82V246L84 245V246H86V242H84L85 241ZM118 238V237H117ZM116 238V239H117ZM128 238V239H129ZM258 238H260V237H258ZM6 239V238H5ZM38 239V238H37ZM66 239V238H65ZM65 239H63V240H65ZM77 239H79L78 237H77ZM74 240L75 242L76 241H80V239H81V237H80V239L79 240ZM126 239V238H125ZM138 239V238H137ZM47 240V239H46ZM88 240V239H87ZM150 240V239H149ZM163 240V239H162ZM260 240H261V238H260ZM41 241V240H40ZM66 241H69L68 239H66ZM97 241V242H98ZM115 241V240H114ZM120 241V240H119ZM130 241H132V240H130ZM202 241H204V242H202ZM32 242V241H31ZM51 242V241H50ZM53 242H54V240H53ZM55 242H57V241H55ZM62 242V241H61ZM72 242H73V240H72ZM78 242H76V243H78ZM92 242V241H91ZM138 242V241H137ZM140 242V241H139ZM162 242V241H161ZM168 242V241H167ZM180 242V243H181ZM264 242V241H263ZM43 243V242H42ZM63 243H65V246H66V244L68 243V242H63ZM69 243L70 244H68L69 246L71 245V241H69ZM116 243V242H115ZM119 243V242H118ZM117 243V244H118ZM178 243V242H177ZM176 243V244H177ZM210 243H212V238L210 237ZM250 243H252L253 244V248H252V250L249 248V244ZM11 244V243H10ZM25 244V243H24ZM72 244H74L75 245V243H72ZM79 244V243H78ZM90 244V243H89ZM92 244V243H91ZM126 244H128V243H126ZM149 244V243H148ZM171 244V243H170ZM175 244V243H174ZM175 244V245H176ZM245 244H247L248 245V249L247 250H245ZM263 244V243H262ZM261 244V245H262ZM47 245V244H46ZM79 245H81V244H79ZM115 245V244H114ZM120 245V244H119ZM118 245V247L116 246V248H115V250H116V252L118 253H121V254H126L125 252H127V251H124L123 249H121V248H119L120 246ZM129 245V244H128ZM131 246L132 245H134V244H130ZM183 245V244H182ZM20 246V245H19ZM68 246V247H69ZM73 245H71V247H72ZM77 246V245H76ZM75 246V247H76ZM92 246H93V244H92ZM130 246V247H131ZM145 246V245H144ZM147 246V245H146ZM184 246V245H183ZM211 246V245H210ZM79 247H81V246H79ZM78 247V248H79ZM141 247V246H140ZM185 247H180V248H184L185 249ZM132 248H134V247H132ZM143 248V247H142ZM163 248V247H162ZM166 248V247H165ZM262 248V247H261ZM10 249V248H9ZM187 249V250H188ZM212 249V248H211ZM63 250V249H62ZM83 250V249H82ZM114 250V249H113ZM126 250V249H125ZM151 250V249H150ZM149 250V251H150ZM186 250V251H187ZM199 250V249H198ZM87 251V250H86ZM201 251V250H200ZM210 251V250H209ZM92 252V251H91ZM206 252H207V250H205V249H203V252L201 253L200 252V254H201V256L200 257H198L197 259L199 260V261H203V259H206V257L209 255H206ZM239 252H240V257H239ZM42 253V252H41ZM59 253V252H58ZM113 253V254H112ZM129 253V252H128ZM134 253V252H133ZM145 253V252H144ZM187 253V252H186ZM208 253V252H207ZM210 253V252H209ZM21 254V253H20ZM60 254V253H59ZM75 254V253H74ZM84 254V253H83ZM179 254V253H178ZM12 255V254H11ZM37 255H39V254H37ZM72 255V254H71ZM95 255V254H94ZM171 255V254H170ZM198 255V254H197ZM215 255H216V253H215ZM219 255V254H218ZM13 256V255H12ZM35 256V255H34ZM63 256V255H62ZM66 256V255H65ZM118 256V255H117ZM152 256V255H151ZM161 256H162V254H161ZM209 256H211V255H209ZM213 256V255H212ZM220 256V255H219ZM231 256V255H230ZM23 257V256H22ZM58 257V256H57ZM57 257L55 258V259H57ZM64 257V256H63ZM115 257V256H114ZM124 257V256H123ZM136 257V256H135ZM149 257V256H148ZM217 257V256H216ZM234 257V256H233ZM232 257V258H233ZM59 258H61V257H59ZM58 258V259H59ZM162 258H164L163 256H162ZM207 258H209V257H207ZM214 258V257H213ZM230 258V257H229ZM30 259V258H29ZM33 259V258H32ZM35 259V258H34ZM50 258H48V260H49ZM87 259V258H86ZM2 260H4L3 258H1V260H0V262H2ZM28 260V259H27ZM51 260H52V258H51ZM61 260V259H60ZM193 260H196V259H193ZM4 261H6V260H4ZM11 261H13V260H11ZM83 261V260H82ZM111 261V260H110ZM123 261V260H122ZM132 261V260H131ZM155 261V260H154ZM212 261V260H211ZM217 261V260H216ZM215 260L213 261V262H216ZM230 261V260H229ZM22 262V261H21ZM33 262V261H32ZM60 262V261H59ZM75 262V261H74ZM90 262V261H89ZM117 262V261H116ZM195 262V261H194ZM212 262V263H213ZM14 263H15V261H14ZM91 263V262H90ZM96 263V262H95ZM113 263V262H112ZM134 263V262H133ZM156 263V262H155ZM182 263V262H181ZM184 263H186V262H184ZM202 263V262H201ZM200 263V264H201ZM1 264H4V262H2ZM9 264H10V262H9ZM16 264V263H15ZM28 264V263H27ZM52 264V263H51ZM74 264V263H73ZM82 264V263H81ZM84 264V263H83ZM98 264V263H97ZM120 264V263H119ZM154 264V263H153ZM157 264V263H156ZM213 264H215V263H213ZM231 264H233V263H231Z\"/></svg>",
  "mask_w": 264,
  "mask_h": 264
}]
</instances>
